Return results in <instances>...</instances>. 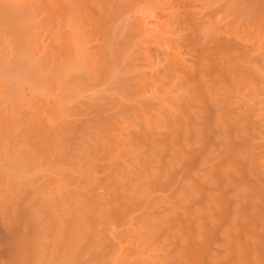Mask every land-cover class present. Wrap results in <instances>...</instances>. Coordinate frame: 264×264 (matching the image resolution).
I'll return each instance as SVG.
<instances>
[{"label": "bare ground", "instance_id": "obj_1", "mask_svg": "<svg viewBox=\"0 0 264 264\" xmlns=\"http://www.w3.org/2000/svg\"><path fill=\"white\" fill-rule=\"evenodd\" d=\"M33 1V0H32ZM36 1H37V3H36ZM35 1V3L34 2H31L30 0H0V42H1V44H2V42H3V40H5V44L7 45L8 44V46H6L4 43L2 44V45H4L3 47H7V50L6 49H4V50H1V48H0V51H2V52H0V151H2V152H4V153H2V154H4L5 155V157L3 158V160L4 159H7V161H4L5 163L3 164V163H1L0 164V168H2V171L4 170L3 169V167L5 168L6 167V165H7V167H8V169H7V167L5 168V170L3 171V173L4 172H6L5 174H3L2 173V171H1V169H0V186H2V188L0 189V218H1V223L2 224H4L5 226H3L4 228H5V230H6V233H7V235L4 237V239H2V241L0 240V245L2 246V248H3V250H2V252H3V256H0L1 257V259H2V257H4L5 259H4V261L5 262H3V261H1V259H0V261L4 264H107V261H108V259H109V261L111 262V260L113 261H116L115 259L119 256V255H122L123 253H124V251H125V249H126V251L125 252H129V253H127V255H128V257H126L125 256V254L126 253H124L123 255H122V257L123 256H125L126 258L124 259V260H126L127 258L128 259H130L131 258V255L132 254H134L135 255V257L133 258V256H132V258H133V260L134 259H137L139 256H138V253H140L139 251H140V247H138L136 244L138 243V242H136V241H142L141 240V237L143 238V241H144V239H145V241H144V243L146 242V243H148L149 241L148 240H150V238L152 239V243L154 242V240H156L155 241V243L154 244H150V245H152V247L155 245H158L159 246V244H160V242H161V244H163V243H165V241H166V239H167V233L170 235V239L171 240H169V238H168V242L169 243H171L170 241H172L173 242V244H171V245H169V246H167L166 248L168 249H166L167 251H173L174 249H176L175 251V254L173 253V255L172 254H170L171 252H168V254H170V255H168V256H171V257H173V258H171V257H166L165 259H166V261H169L170 259H171V261L170 262H168V264H172L173 262H174V264L176 263V264H194L193 262H192V260L193 259H195V258H197V257H195V256H193V253H194V255H195V252H192V250H190V249H196V246L198 245V246H200V248L201 247H204L206 244V242L204 243V240L205 239H207V236L205 237L204 235H206L205 233H206V231H204V229H203V227H205V229H207V228H209V227H212V225H214L213 227L214 228H217L216 227V225H218L217 223L219 222L218 220L216 221L217 223L216 224H214L215 222H214V220L212 221V225L210 226V224H211V219L213 218V219H219V218H221V216H218V215H222L223 216V214L225 213V208H224V205H223V203L224 202H226L228 199L230 200V201H232L231 199H236V200H234V205H235V201H236V206H234V205H232L231 206V208L233 209V208H235L236 207V209H233V210H235V212H233V210H230L231 211V215H230V218L228 219V218H226L227 219V221L229 222V224H228V227H229V225H230V223H231V226H230V228L227 230L226 228H228V227H223L222 229H223V235L222 234H220V236H222V237H224V240H223V238L222 237H220V238H222L221 240H223V241H221V243H223V245L221 246V248L223 247V249H221V248H219V247H216V249L217 250H220V251H222V250H224V247H225V249H228V253H227V250H226V253L224 252V255H223V252L222 253H220V251L219 252H217V253H215V254H217V256H215V254L214 253H212L213 254V256H212V254L211 255H208L209 257H210V260L209 259H206L207 260V262H208V264H226V262L225 261H227L228 262V260H230L229 261V264H245L246 263V261L248 260V261H252V264H264V261H261V260H264V255H261L262 257H260V258H258V254H260L259 252V249L261 250V248L262 247H264V240H257V236L258 237H260V236H264V235H261V234H264V229H262V228H264V227H261V226H264V224H260L261 222L262 223H264V217H262V215H264V213H262V212H264V209H262V208H264V207H262V206H264V200H262V199H264V196H262V198L261 199H258L257 197L259 196V194H260V197H261V195L262 194H264V193H262L261 191H264V189H262L261 187H262V184H264V179H261L260 177H262V176H264V175H261L260 176V174H259V172H264V170H262L260 167H261V165H264V163H262V161H261V159H260V161L258 160V159H256V160H258L260 163H257V161L255 160V158H256V156L257 155H254V153H255V151H257L256 149L255 150H253L252 149V147L250 148V147H248L249 149H251V151L253 150V152L251 153L249 150H248V148H246L247 149V151L250 153V154H253L254 155V157H253V155L251 156L250 154H248V152H246V153H244L243 151L244 150H246V149H244V150H242V149H238V151L240 150V152H242V154L240 155V152H239V154H238V152H235V153H233V152H231L232 154H231V156H232V158H233V156L235 155V158H237L236 160L237 161H239V157L240 156H242V157H240L241 158V162L239 161V163L237 162H231L230 161V159L233 161L234 159H232V158H230V149L232 148H230V149H227L226 147H224L225 145H224V143L226 144V146H230V145H228V143L229 142H231L232 140H230L231 139V135H229V137H230V139H228V140H226V141H223V143H222V141H221V143L223 144V146H222V144H221V148L222 149H224V150H230V151H227V152H229V154H227L226 153V155H229V157H228V159H226V163L225 164H227L226 165V167H225V165L223 164V162H222V164L224 165V167H223V165L221 164V162L220 161H222V160H220V159H223L224 161H225V158H227L226 157V155H222V151L221 150H219V151H215L216 153H217V155L216 156H212V155H214V154H212V153H215V152H213L212 151V153H211V158H215L214 160H216V157H217V159L219 158V162H220V164H219V162H218V160H216L217 162H216V164L214 163L215 161L213 160V159H211V158H209L210 159V161H208V159L206 160H204V162L205 161H207V162H209V163H211V161H212V163L211 164H213L214 166H213V169H215V168H217V169H220L219 167H218V165L217 164H219V165H222L221 166V169L219 170L220 172H219V174L222 172L221 170H223V168L225 169L224 171H225V173H226V176H225V178L227 179V175H229V174H232L233 173V170L235 169H239V168H241V171L240 170H236L235 172L237 173L236 174V176H235V172L230 176H228V180H227V182H226V180H224L225 178H223V180L225 181L224 182V184L226 185V188L228 189V187H229V189H231V190H234L235 189V193H236V195L234 196V191H233V194H232V191H231V195L233 196H230V195H228V197L230 196V197H232L231 199L230 198H228L227 197V194H225L224 196H226L227 197V199L225 200V198L223 197V192H225L224 190H226L227 191V189H224V185H223V183H221L222 184V186H219V188L221 187V189H224V190H222V192L220 191L221 189H219V188H217V190H216V185H217V187H218V182H216V181H218L219 180V182L221 181L220 179H217V177H219V175H218V173H216L217 172V169H215V170H213L211 167H210V165H208L209 166V168H211L212 170V172H215V173H213V175H214V179H212L213 178V175H212V172L209 170V168H206V169H208V170H206V169H204L205 171H202V172H204V173H202L203 174V176H198L200 179H199V183L200 182H204V183H201V185H209L210 186V184L211 185H213V186H210V187H213V188H215V190L216 191H218V192H215V191H213V192H215V193H217L218 194V196L222 193V196H219V197H217V195H215V196H213L214 195V193L212 192H210L211 194H213V195H211V196H213V197H211V196H207V194H205L204 192H202V191H200V189L198 190V191H200V193L197 195V191H196V187H198L197 185L195 186V182L194 183H192L193 182V180L191 181L190 179L188 180V179H186L185 178V180L184 181H181V185L179 186V189L182 187L183 189L180 191V190H178V191H174V193H177V195H176V197H175V195H174V197L172 196V198H175V199H173L174 200V202L173 201H170L171 200V198H170V200H169V203L167 202L168 200V198H165V200H164V198H162L163 199V201L164 202H167V204L165 203V204H163L164 202L163 201H161V199H159V201H156L155 202V200H154V202L155 203H152V202H150L151 200H153L152 198L153 197H151V199H150V196L149 195H151L152 194V189H151V191H150V189H149V187H151L152 186V182H148V181H150V179L152 180H154L155 181V179H157V177L156 176H158L159 177V175H157V174H161L160 175V177L161 176H163L161 179L163 180L164 178L166 179V180H161L160 179V177L158 178V180H156L155 182H156V184H157V181L158 182H160V183H162V182H164V181H166V182H168V180L169 179H167L168 177L170 178V175L171 174H169L168 175V173H169V171L170 172H172V170L171 169H173L174 168V170H175V167L177 166V165H179V161H182V160H184V158L182 157L183 156V154L181 153V152H179V151H181V148H183V147H186V150L184 149V151H187V147H189L188 148V150H190V144L191 143H194V145H196V138L197 137H195L194 139H193V137L191 138V142L189 141L190 140V137L189 138H187V137H185V136H190L191 134L189 133V131H190V129L188 128V127H190V125L187 123L188 121H189V123H190V121L191 122H193L192 124H191V127L192 128H195V127H197V128H199V127H201L200 125H197V123L198 122H200V121H198V120H201V116H202V114L201 113H198V112H200V110L199 109H201V108H199L198 106L200 105V103H199V105L198 106H196V108H195V110H197V108H199L198 110H197V113H198V115H199V118H197V113L195 112V110H190L189 108H193V106L196 104V100L197 99H194V97H197V96H192V92L193 91H191V87L193 86V83L195 82V81H197V80H193L194 82L192 83V82H190L189 83V81H187V82H185V79L188 77L186 74H187V72H189V71H193V69L195 70V68H196V70L195 71H193V72H189V73H195L196 71H200L198 74H199V76H197L196 74V76H194L195 78L197 77H200V78H198V80L200 79V81L202 82V84H205L206 86H208L207 84H213L212 83V81H211V83H210V74H207L209 77L207 78V75H205L207 72H205L204 70H208V68L205 66V63L206 64H208L209 62H211L210 60H212L211 58H212V56H214L215 57V53H216V50L215 49H213L215 52H213V54H211L212 53V51H211V53H210V45L213 43H215V42H212V41H216V46H217V44H218V38H217V40H215V38L217 37V35H218V33L220 32V31H222V32H220V34H219V39L220 40H224L225 42H229V43H231L232 41H235V42H237L238 44H239V42L241 41V43H242V45L243 44H245V43H243V40H245L244 42H246V40L248 41L247 43H249V41L252 39L253 40V43H252V45H254V43H258V46L257 47H259V49H260V51H259V49H258V51L259 52H261V55H264V11H261L260 10V8L262 7V3H260L261 1H259V0H248V2H247V0H242V1H244L246 4V7H245V9L243 8V3H241L240 2V0H235V2H236V4L235 5H238V3H239V8L241 7V8H243L242 10L243 11H241V9H240V11H239V8H235L234 6H233V8H231V9H226V8H230V7H232V6H230V3H229V6L230 7H227V5H226V7L225 8H223L224 9V11H223V14L225 15V13L228 15V16H230L231 17V15L230 14H234L236 17L234 18V17H232V19H234V20H230L231 18L229 17V23H230V21H231V23L233 22V24H229V25H232V30H231V26H229L228 27V29L227 30H229V33L231 32V36H230V34L226 31H224L228 36H230V39L231 38H236L237 40H231V42L230 41H228V39L226 38V34L224 35V33H223V29L221 30V29H219L218 27L215 29V31H214V29H213V31L210 29V27H209V29L212 31V33L210 34L209 32H206V30L204 31L203 29H205V28H203L201 31L202 32H204L203 34H204V38H206L207 40H205L204 42H203V45L204 46H202L201 45V48H203V50H204V55H202V56H200V58H201V60L199 59L198 60V62L199 63H197V60H196V62H194L195 64L193 65V67H190L189 69H188V65L185 67H183V61H180L178 58V62L180 61V62H182V63H180V64H183V65H179L176 61H177V59H176V61H175V64H177L178 65V67L180 66H182L180 69L177 67V65H174L175 67V69L178 71V69L180 70V72L178 71V74H177V72L175 71V70H173V72H175L176 73V77L177 76H180L181 77V80H182V84H181V80H179V78L180 77H177V81H175V82H179V85H180V87H182V89H180L181 91H183V89H185L184 91H185V93H187L188 92V96H187V98H185L186 100H185V103L188 105L185 109L187 110V108H188V110L186 111L184 108H181L184 112V114H182V115H180V114H176V112L174 111V110H178V109H172L173 111H171V113H167L168 115H169V117H167L166 119L168 120V121H165L164 120V118H162V120H164V125L165 124H167V125H165V126H167L166 127V129L167 130H165L164 129V125H163V129L165 130V132L163 131V129H161V124H163V123H160L158 120H159V115H157L158 114V111L157 112H155V110H157V108H158V110H159V107H160V105L162 106V104H163V98L161 99L160 97H159V95H158V97H159V99H160V101H159V103H157V101H156V99L157 100H159L158 99V97L156 96V99H155V97L154 96H152V101L153 100H155V101H153V102H156L157 104H158V106H157V104L156 103H154L153 104V102H145L144 100H143V103H142V101L140 102V100H142V99H140L139 100V98H141L140 96H139V93L141 94V92L142 91H144V89H143V86L144 85H142L141 84V80L140 79H142V75H141V73H140V71H139V69L137 70V72L136 71H131L130 69H137V68H135L136 67V64H135V62L136 61H138L137 59L134 61V60H130V62L129 61H127L126 60V57L128 58V60L129 59H132V58H129L131 55L129 54V52H128V50L129 49H132V47L130 48L129 47V45L127 44L128 43V40L126 41V40H124V41H121L120 39H119V41L121 42V43H123V45L121 44H119V42H117L118 40L116 39V38H119V37H121V35L118 37V35L119 34H124V33H126V30H128L129 28H131V27H129L130 25V23H132L131 22V18H130V14H129V12L130 11H132V10H128L129 12H126L125 13V16H123V18H122V21H121V14H120V12L122 11V12H124L125 10H127L126 8V6H129L130 8H132V6L131 5H135L136 6V4H132L131 2L133 1L134 3H135V1H136V3H137V1H139V3L141 4V2L140 1H142V4H143V0H128L130 3L129 4H126V3H128L127 2V0H36ZM123 1V2H122ZM145 1V0H144ZM152 1V0H151ZM207 1V0H206ZM213 1V3H214V0H212ZM211 1V2H212ZM219 1V0H218ZM220 1H222V0H220ZM226 1V0H225ZM256 1H259V2H256ZM262 1H264V0H262ZM120 2V4L119 5H123V3L125 4V6H124V8H123V6H122V8H121V6L119 7V5H118V3ZM145 2H147V0L145 1ZM145 2H144V4H145ZM192 2V1H191ZM234 2V1H233ZM238 2V3H237ZM115 3H117V4H115ZM139 3H137L138 5H140ZM176 3V2H175ZM259 3H260V5H259ZM191 4V3H190ZM259 5V6H256V5ZM116 5H117V7H116ZM184 5V4H183ZM240 5H242V6H240ZM185 6V5H184ZM261 6V7H260ZM134 7V6H133ZM137 7H139V6H137ZM189 7H191V6H189ZM118 8V9H117ZM136 8V7H135ZM134 8V9H135ZM257 8H259V10L260 11H258L257 10ZM122 9V10H121ZM191 9V8H190ZM206 9V8H205ZM262 9H264V7H262ZM120 12H119V11ZM124 10V11H123ZM188 10V9H187ZM226 10V11H225ZM117 11V13H118V15H119V17H120V21H114V23L113 22H111V26H109V22H107V21H105L104 23H106L105 24V27L107 28V29H109V27H110V30H107L109 33H106L107 31H103V24H102V22H103V18H105V17H109L110 18V16L112 15V16H114L115 15V12ZM191 11V10H190ZM225 12V13H224ZM132 13V12H131ZM229 13V14H228ZM114 14V15H113ZM124 14V13H123ZM129 14V16H127ZM181 14V13H180ZM117 15V14H116ZM115 15V16H116ZM118 15H117V17H118ZM191 15H193V14H191ZM41 16V17H40ZM226 16V15H225ZM227 16V17H228ZM37 17H40L41 18V20H38V18ZM119 17H118V19H119ZM125 17V18H124ZM226 17V18H227ZM39 18V19H40ZM129 18H130V20H129ZM246 18H248V19H246ZM250 18V19H249ZM117 19V20H118ZM173 19V18H172ZM177 19V18H176ZM228 19V18H227ZM104 20H106V19H104ZM138 20V19H137ZM111 21H112V18H111ZM172 21V20H171ZM175 21V20H174ZM227 21V20H226ZM86 22L89 26H87L88 28H90V29H87L86 30V25H83L84 23ZM117 22V23H116ZM121 22V23H120ZM134 22V21H133ZM197 22V21H196ZM187 23V22H186ZM209 23V22H208ZM121 24V25H120ZM184 24V23H183ZM220 24V23H219ZM228 24V23H227ZM119 25V26H118ZM169 25V24H168ZM194 25H196V24H194ZM215 25V24H214ZM128 26V27H127ZM132 27H134L133 26V24L131 25ZM185 26V25H184ZM199 26V25H198ZM223 26V25H222ZM222 26H221V28H222ZM122 27V28H121ZM124 27L126 28V30H124ZM136 27H138V25L136 26ZM204 27V26H203ZM206 27V26H205ZM220 27V26H219ZM38 28H41V30L38 32L37 31V29ZM57 28V29H56ZM118 28V29H117ZM121 28V29H120ZM128 28V29H127ZM184 28V27H183ZM200 28V27H199ZM211 28H212V25H211ZM213 28H214V26H213ZM55 29L57 30V32L55 31ZM208 28H207V31H210ZM218 29V30H217ZM135 30H137V28L135 29ZM220 30V31H219ZM225 30V29H224ZM43 31V32H42ZM54 31V32H53ZM117 31V32H116ZM122 31H123V33H122ZM125 31V32H124ZM130 30H128V32H129ZM134 31V30H133ZM178 31V30H177ZM234 31V32H233ZM42 33L45 37H43V36H41L40 34H38V38H36V35H37V33ZM127 32V33H128ZM143 32V31H142ZM233 32V33H232ZM49 33V34H48ZM129 33H131V31L129 32ZM133 33V32H132ZM163 33V32H162ZM166 33V32H165ZM222 33H223V35H222ZM191 34V33H190ZM193 34V33H192ZM202 34V33H201ZM202 34V35H203ZM214 34V35H213ZM217 34V35H216ZM39 35L42 37V38H45V39H49V37H51V39H49V41L48 42H51L49 45H47L46 47L48 48L49 47V54L50 55H48L47 53V51H46V54L45 55H47V56H50V59H48L47 58V56H45L44 55V58L46 57L47 59H48V63H47V65L45 64V63H40V66L38 65L39 63H37V62H35L34 60H35V54H38L37 52L36 53H33V52H35V51H37L36 49V47H37V45H39V43H40V38H39ZM50 35V36H49ZM100 35H102V37H101V41H102V39L104 38V40L102 41V42H100V43H98V45L96 46V48H95V43H97V41L94 43V42H92V43H94V47H93V44H91L88 40H90L89 39V37L91 36V40H96V38L95 37H98V36H100ZM130 36H132V34H129ZM129 35L127 36V34H125V36H124V38H126V36H127V38L126 39H130L129 40V44H131L132 43V39L129 37ZM134 35V34H133ZM166 35L167 34H165L164 36L166 37ZM216 35V36H215ZM92 36L95 38V39H92ZM215 36V37H214ZM224 36V37H223ZM227 36V37H228ZM48 37V38H47ZM134 37H136V36H134ZM165 37H163V38H165ZM182 37V36H181ZM180 37V38H181ZM195 37V36H194ZM193 37V38H194ZM222 39H221V38ZM255 37V38H254ZM41 38V45H44V44H42L43 42L45 43V41L43 40ZM190 38V37H189ZM203 38V39H204ZM214 38V39H213ZM227 39V41H226V39ZM256 39V42H254L255 40L254 39ZM36 39L39 41H36ZM122 39H123V37H122ZM166 39V38H165ZM182 39V38H181ZM180 39V40H181ZM229 39V40H230ZM98 40V39H97ZM134 40H135V38H134ZM163 40V39H162ZM201 40V39H200ZM258 40V41H257ZM8 41V43H6ZM100 41V40H99ZM98 41V42H99ZM126 41V42H125ZM150 41V40H149ZM161 41V40H160ZM164 41V40H163ZM169 41V40H168ZM177 41V40H176ZM206 41H208V43H206ZM218 41V42H217ZM36 42H38V43H36ZM47 42V43H48ZM115 42H117L116 44H115ZM125 42V43H124ZM135 42H138V41H135ZM182 42V41H181ZM185 42H186V40H185ZM190 42V41H189ZM210 42H212V43H210ZM252 42V41H251ZM251 42L249 43V45L251 44ZM90 43V44H89ZM139 43H141V41L139 42ZM145 43V42H144ZM183 43V42H182ZM187 43V42H186ZM190 43H192V42H190ZM199 43V42H198ZM220 44H218V46H220V45H222L221 43L222 42H219ZM228 43V44H229ZM233 43V42H232ZM232 43H231V45H232ZM241 43L239 44V45H241ZM37 44V45H36ZM128 45V46H124V45ZM137 44V43H136ZM177 44V43H176ZM193 44V43H192ZM205 44H207L206 46H205ZM226 44V43H225ZM236 44V43H235ZM235 44H233V45H235ZM238 44H236V46H234V48L236 47L237 49H238ZM36 45V47L34 48V46ZM50 45L51 46H53V47H50ZM89 45V46H88ZM90 45L93 47V48H95V50L96 51H99V52H96L95 50H93V48L91 47L90 48ZM116 45H118V48H117V50H114L116 47L115 46ZM185 45H187V44H185ZM189 45V44H188ZM247 45V44H246ZM246 45H243V47L244 46H246ZM249 45H247L246 47L248 48V46ZM252 45H250L251 46V48L253 47ZM1 46V45H0ZM99 46H100V49H99ZM135 46V45H134ZM183 46V45H182ZM194 46V45H193ZM218 46H217V48H218ZM223 46H224V44H223ZM221 47V48H218V51L219 52H217L216 54V60H218V58H219V60H220V62H218V61H216L215 60V62H218V64H220V63H222V65H223V67H225V68H228L227 70L225 69H223V67H222V65H221V67H222V69L224 70L223 72L225 73L226 71L227 72H230V74H228L227 72V77L229 76V75H232L231 77H230V79L228 78V80H231L232 79V81H233V83L234 84H232L233 86H235V88H236V91H235V93L234 92H231V91H234L235 90V88H234V90H231V88H233V86L232 87H230V88H228L229 90H227L226 91V88H227V86H226V81H225V83L223 84L222 82L220 83V84H222L223 86H224V88L225 89H223V87L222 86H220L219 87V83H216V84H218V86L216 87L215 86V88L216 89H213L212 90V88H214L212 85H210L209 86V88H211V89H208V91H206V89L204 88V86H201L202 84H200V86L203 88V90L205 89V91H206V93H204V95L205 94H208V93H210L209 95H210V97H212V95H213V92L215 93H220V97H219V99L221 98V99H225L226 97V99H229L230 100V102H232L234 99H237L238 100V97H239V95L240 94H242L241 96H243V93H244V91H240V89L241 90H243L242 89V86L243 87H245V85H251L252 83H250V82H248L247 80H249V79H247V78H245L246 76H244V74H247V73H249V75L251 76H249L250 78H252V76H253V78H255L256 79V77L257 76H259V77H261L260 76V74H261V72H257V68H256V66L255 65H257V66H259V67H264V64H261L259 61H261L262 63H264V59H262V56H261V60H257V57L258 56H260V55H256L255 56V52L254 51H256L257 49L255 48V50L254 51H252V50H250L251 51V53L253 54V52H254V54H253V56L255 57V59H254V57H253V59H254V62H253V59H250V57L252 56H249L250 54H248V56H249V58H248V56H247V53H250V51L248 50V49H251L250 47L247 49V51L248 52H246V48H243L244 50V52H245V54H242V55H245L244 57L243 56H241V54H240V56L242 57V58H244V59H242V58H240L239 57V54H234V53H236V52H234V53H231V52H233L234 50H232V48L230 47V50H232L230 53L228 52H226V53H221L223 50H222V48H224V50H225V48H227V46L226 47ZM5 47V48H6ZM42 47H44V48H42V50H46V48H45V45L44 46H42ZM160 47V46H159ZM190 47H192V46H190ZM229 47V46H228ZM33 48L35 49L34 51H33ZM40 48V47H39ZM136 48V47H135ZM140 48V47H139ZM161 48V47H160ZM175 48V47H174ZM183 48V47H182ZM187 48V47H186ZM193 48V47H192ZM195 48V47H194ZM199 48H200V46H199ZM214 48H215V46H214ZM233 48V49H234ZM3 49V48H2ZM141 49V48H140ZM173 49V48H172ZM185 49V48H184ZM190 49V48H189ZM188 49V50H189ZM197 49V48H196ZM228 50H229V48H227ZM237 49H235L236 51H237ZM6 50V51H5ZM45 50H44V53H45ZM92 50L94 51V53H95V55L93 54V52H92ZM136 50V49H135ZM142 50V49H141ZM187 50V51H188ZM191 50H193V49H191ZM198 50V49H197ZM201 50V49H200ZM222 50V51H221ZM227 50V51H228ZM239 50H241V48L239 47ZM3 51L5 52V53H3ZM173 51V50H172ZM190 51V50H189ZM202 51V50H201ZM258 51H256V52H258ZM43 52V51H42ZM128 52V53H127ZM141 52V51H140ZM156 52H157V49H156ZM177 52V51H176ZM175 52V53H176ZM179 52V51H178ZM184 52V51H183ZM223 52H225V51H223ZM244 52H240V53H244ZM40 53V52H39ZM43 53V54H44ZM92 54V56H93V58H97V59H93L94 61H96L97 60V62L95 63L93 60H91L90 59V56H91V54ZM141 53H143V52H141ZM219 53V54H218ZM237 53H239L238 51H237ZM34 54V55H33ZM127 54V55H126ZM130 56H129V55ZM172 54V53H171ZM177 54V53H176ZM185 54V53H184ZM189 54H193V51H192V53L190 52ZM158 55V54H157ZM210 55H211V57H210ZM237 55H238V57H237ZM32 56H34L33 58H32ZM91 56V57H92ZM132 56H134V55H132ZM145 56V55H144ZM159 56V55H158ZM180 56V55H179ZM186 56V55H185ZM194 56V55H193ZM43 57V56H42ZM41 57V58H42ZM157 57V56H156ZM167 57H168V55H167ZM172 57H177V56H175V54H173V56ZM191 57V56H190ZM245 57H246V59H245ZM40 58V57H39ZM45 58V59H46ZM174 58V59H175ZM252 58V57H251ZM260 58V57H259ZM34 59V60H33ZM45 59H43L44 61H42V62H47ZM192 59V58H191ZM195 59V58H194ZM198 59V58H197ZM210 59V60H209ZM36 60H38V59H36ZM90 60V61H89ZM140 60H142L141 58H140ZM146 61H147V59H145ZM209 60V61H208ZM214 60V59H213ZM243 60H248L247 62H244ZM249 60H250V62H249ZM252 60V61H251ZM92 61L95 63V65L92 63ZM143 61V60H142ZM167 61V60H166ZM174 61V60H173ZM186 61V60H185ZM206 61H208V63L206 62ZM255 61H257L258 63H260L261 65H259L258 63L257 64H253V63H256ZM39 62V61H38ZM91 62V63H90ZM127 62H129L128 64H127ZM134 62V64H135V66H134V64H133V66H134V68H133V66H132V63ZM148 62H149V60H148ZM168 62V61H167ZM187 62V61H186ZM253 62V63H252ZM160 63V62H159ZM214 63V62H213ZM248 63H250V64H248ZM41 64H43V65H46V68L48 69H46L47 71H45V69L43 70V67L45 68V66H43V65H41ZM94 65V66H92V65ZM130 64H131V66H130ZM143 64V63H142ZM248 64V65H247ZM127 65H128V67L130 66L131 68L130 69H127L128 67H127ZM209 65L211 66V64L209 63ZM242 65H247V66H249V65H254L253 66V68L254 69H250V66L249 67H247V66H245V67H247L246 69H245V67L243 68V66ZM41 66H43V67H41ZM119 66V67H118ZM121 66H123V68H124V66H126L124 69L122 68V70L120 69L121 68ZM140 66V65H139ZM150 66V65H149ZM171 66H172V64H171ZM196 66V67H195ZM205 66V67H204ZM208 66V65H207ZM118 67V72L121 70V72L123 71V73H121L120 72V74L118 73V72H115ZM141 67H143V65L141 66ZM147 67V66H146ZM220 67V68H221ZM258 67V69H260ZM193 68V69H192ZM219 68V69H220ZM243 70H242V69ZM252 68V67H251ZM125 69H127V71L125 70ZM214 69V68H213ZM230 69V71H228ZM250 69V70H249ZM262 69H264V68H261V70H259V71H262ZM44 72V73H42V71ZM143 70H144V68H143ZM169 70V69H168ZM246 70V71H245ZM125 71H126V73H125ZM129 71H131V72H136V74L138 73V71H139V74L141 75L140 76V78H139V74L137 75L138 76V78H136L135 79V81H132L133 79V77L132 78H129L130 76H133V75H127V73L129 72ZM171 72H172V70H170ZM244 71V72H243ZM47 72V73H46ZM158 72V71H157ZM169 72V71H168ZM205 72V73H204ZM211 72V71H210ZM242 72H243V75H242ZM255 72H257V73H255ZM46 73V75H44ZM116 73H117V75L119 76H117L116 75ZM125 73V74H124ZM130 73V72H129ZM133 73H131V74H133ZM143 73V72H142ZM165 73V72H164ZM163 73V74H164ZM175 73H173V75L175 74ZM188 73V74H189ZM197 73V72H196ZM209 73V72H208ZM221 73V72H220ZM260 73V74H259ZM124 76H123V75ZM136 74H135V77H137L136 76ZM162 74V75H163ZM255 74V75H254ZM257 74V75H256ZM9 75V76H8ZM14 78V75H16V78H14L13 80H15V79H17V81L15 82V85H16V83L19 81V79L18 78H20V79H22V80H20V81H30L31 83H33L34 84V86L36 87V88H34V86H33V84H30V85H32L31 87H33V89H35L34 90V92H37V93H39L40 94V92H45L44 94H46L47 92L45 91V90H43V89H46V88H48V86H49V84H52V80H54V79H56V81H54V83L56 84L57 83V81H58V84L59 85H61L60 83L61 82H63V80L65 81V82H63V84H65V86L66 87H64L63 88V86L64 85H62V86H59L58 84H57V86H59L58 88H60L61 87V91H62V95L60 94L61 93V91L59 92V97H60V101L61 100H63L61 97L63 96V98H64V100H65V98H66V100L64 101L65 103H66V101H68V100H73V99H75V98H77L76 96H78L77 94H76V96H74L73 95V93H72V91L74 92V94L75 93H77L78 91H80V92H84L83 90H85V92H86V89H92L93 87H94V85H92V83H93V81H94V83H95V86H97V85H100V82H99V78L102 80V82H101V84L103 83V81H105V79L104 78H109V79H111V80H109L108 79V81L106 80V82L108 83V85H109V83H110V81H114L115 82V84L117 85V86H114L115 84H114V82H112L113 83V85L111 86V88H109V89H112L113 88V86L115 87V89L113 88L112 90H115L117 93H119V94H116L114 91V95H117V97H118V99H116V98H114L113 97V94L110 96H108L109 97V100H107V101H109V103L108 102H104V103H102L101 101L103 100V99H108L107 98V96L105 97V96H103V97H100V95H98V97H100L102 100L101 101H99V99H98V97L96 98V99H98V101L97 100H95V97L97 96L96 94H95V97H94V95H92L93 96V98L92 99H94V100H92V101H94V103L91 101V103H93V105L91 104V106H90V103H88V105H86V103H85V105L83 106L80 102V104H81V106H83V107H85L86 106V109L84 110L82 107H80V104H78V101H77V103H74L72 100L71 101H69V102H67L66 103V106L64 107L63 106V108H62V106H59V103H61L60 101H58L59 103H57L58 104V107L57 108H55V106L53 107V108H55L54 110H51L50 109V106H49V104L48 105H44L43 107L46 109H44V108H42V107H40V108H38V107H36V105H33L34 107H36L37 109H38V111H36L35 109V111L32 109V108H34V107H32V105H30V103H32L31 102V98H29L30 100L29 101H25V100H23L24 99V97L25 96H23V92H18V90L19 91H21L22 90V87H21V85L23 84H21V82L19 81L17 84L20 86V88H21V90L20 89H18L19 88V86H18V88L16 87V86H11V83H10V86L12 87V91L14 92V96H13V93H12V99L10 98V100H9V97H7V96H10L11 95V87L9 88V90L7 91V93H8V95L6 94V90L8 89L7 87L9 86V83H8V86L6 87V85H5V81L4 80H6L8 77H10L11 78V76ZM122 75V76H121ZM155 75H158V74H155ZM172 75V74H171ZM192 75V74H191ZM191 75H190V77H188V78H191ZM217 75V74H216ZM221 75V74H220ZM5 76H8L7 78H5ZM117 76V77H116ZM145 76V75H144ZM163 76H166V75H163ZM187 76V77H186ZM248 76V75H247ZM255 76V77H254ZM18 77V78H17ZM95 77H97V80H95ZM134 77V78H135ZM155 77V76H154ZM154 77H153V80L151 81V82H153V83H151V84H154V90L156 91L155 92V94L157 93V90H159L160 91V89H157L156 90V88H155V86H157L160 82L162 83L163 81H161V80H159V75L157 76V78L156 79H154ZM215 77V76H214ZM217 77H218V75H217ZM220 77V76H219ZM103 78V79H102ZM145 78V77H144ZM147 78V77H146ZM164 78V77H163ZM167 78V77H166ZM173 78V77H172ZM223 78V77H222ZM251 79V81L253 80V82H255V86H251L253 89H254V87H256V86H258V88L260 87L259 85H262L261 87H260V89H262L261 91H262V94H264V88H262V87H264V84H262V83H264V80H262V78H261V80H262V82L261 83H257L256 81H257V79H256V81H255V79ZM9 79V78H8ZM7 79V80H8ZM174 80L176 79L175 78V76H174V78H173ZM191 79H194V78H191ZM209 79V80H208ZM220 79H221V77H220ZM219 79V80H220ZM12 79L10 80V81H13ZM62 80V81H61ZM140 80V81H139ZM143 81H146L145 79H142ZM170 81L172 80L171 78L169 79ZM173 80V81H174ZM187 80V79H186ZM212 80V79H211ZM1 81L3 82V83H1ZM60 81V82H59ZM95 81H97V82H99V84L98 83H96ZM130 81H132V82H130ZM165 81V80H164ZM166 81H168V80H166ZM173 81H171L172 83H174ZM200 81H197V83H199ZM215 81H218V80H215ZM232 81H231V83H232ZM250 81V80H249ZM14 82V81H13ZM27 82V83H28ZM29 82V83H30ZM51 82V83H50ZM105 82V84H107ZM169 82V81H168ZM171 82H170V86L172 85L171 84ZM204 82V83H203ZM213 82H214V80H213ZM219 82V81H218ZM230 82V81H229ZM248 82V83H247ZM259 82V81H258ZM53 83V85H55ZM112 83H110V84H112ZM146 83H149L148 81H146ZM146 83L144 82V84L146 85ZM215 83V82H214ZM250 83V84H249ZM24 84H26V83H24ZM23 84V85H24ZM151 84H150V86H151ZM164 84V83H163ZM163 84H161V86H163ZM190 84H192V86L190 85ZM196 84V83H195ZM194 84V85H195ZM252 84V85H253ZM259 84V85H258ZM3 85H5L4 87L6 88V90H5V92L4 91H1V90H4V89H2V87H3ZM13 85H14V83H13ZM29 85V84H28ZM29 85V86H30ZM52 85V86H53ZM93 86V87H89L88 88V86ZM103 85H104V83H103ZM141 85H142V87H141ZM174 85V84H173ZM171 86V89L173 90L174 88H175V86ZM197 85V84H196ZM195 85V86H196ZM199 85V84H198ZM110 86V85H109ZM159 87H160V84L158 85ZM157 86V87H158ZM195 86H193V88H196ZM229 86H231V85H229ZM228 86V87H229ZM14 87H16L14 90H13V88ZM49 87H51V86H49ZM108 87V86H107ZM116 87H118L117 89H116ZM147 87V86H146ZM149 87V86H148ZM169 87V86H168ZM174 87V88H173ZM178 87V86H177ZM51 88H53V87H51ZM50 88V93H51V91L53 90V89H51ZM106 88V87H105ZM139 88H141L142 89V91H139V92H137L138 93V95H137V93H136V90L137 89H139ZM162 88V87H161ZM246 89H247V86L245 87ZM249 88L250 87H248V90H249ZM252 88H251V92L250 93H253V96H254V92H256V90L254 91V90H252ZM258 88L256 87V89H257V91H258ZM18 89V90H17ZM39 89H42L41 91L39 90ZM64 89V90H63ZM69 90V96H67L68 94H67V91ZM101 89V88H100ZM108 89V90H109ZM140 89V90H141ZM151 89V88H150ZM166 89V88H165ZM168 89V88H167ZM170 89V88H169ZM178 89V88H177ZM218 89V90H217ZM37 90V91H36ZM38 90L40 91V92H38ZM67 90V91H66ZM71 90V91H70ZM104 90V89H103ZM107 90V89H106ZM111 90V91H112ZM212 90V91H211ZM215 90H217V91H215ZM231 90V91H230ZM245 90V89H244ZM248 90H246V91H248ZM64 91V92H63ZM76 91V92H75ZM99 91V90H98ZM145 91H147V89L145 90ZM165 91V90H164ZM204 91V92H205ZM253 91V92H252ZM4 92V93H3ZM10 92V93H9ZM70 92H71V95H73V96H70ZM166 92V91H165ZM170 92H172V91H170ZM169 92V93H170ZM180 92V91H179ZM240 92V93H239ZM258 92H260V90L258 91ZM49 92H48V94H50ZM89 93V92H88ZM95 93V92H94ZM159 93V92H158ZM181 93V92H180ZM221 93H223L222 95L223 96H221ZM232 94L233 96H235L234 98L232 97L231 98V96H230V94ZM249 93V92H248ZM43 94V93H42ZM43 94V95H44ZM64 94L66 95V97L64 96ZM79 94V93H78ZM93 94V93H92ZM97 94H99L98 92H97ZM102 94H104V93H102ZM102 94H101V96H102ZM109 94H111V92L109 93ZM142 94H144V92H142ZM153 94H154V92H153ZM179 94V93H178ZM178 94H176L175 96H174V101L173 102H175L176 101V98L178 97V96H180V94L178 95ZM181 94H183V95H185L184 94V92L183 93H181ZM199 94H200V92H199ZM203 94V93H202ZM227 94H229V95H227ZM237 94H238V97H237ZM246 93H244V96L243 97H241V99L243 100L244 99V97L246 96V95H248V94H246ZM261 94V93H260ZM260 94L258 95V96H260ZM261 94V95H262ZM47 95V94H46ZM61 95V96H60ZM80 95V94H79ZM119 95V96H118ZM137 95V96H136ZM162 95V94H161ZM194 95H195V93H194ZM201 95V94H200ZM226 97H225V96ZM250 95V94H249ZM252 95V94H251ZM248 96V97H246V98H248V101L247 102H249L250 100H251V102L253 101V96ZM21 96H23V97H21ZM90 96V95H89ZM139 96V97H138ZM169 96V95H168ZM199 96V95H198ZM203 96V95H202ZM214 96V100H213V102L212 103H217L218 101L216 100L217 98H218V95H213ZM216 96V97H215ZM230 96V98H228ZM258 96L256 97V95H255V97H256V99L258 100ZM68 97V98H67ZM71 99H70V98ZM110 97H112V98H114L115 99V102L114 101H111L112 100V98L110 99ZM201 97V96H200ZM204 97H206V96H204ZM208 97V96H207ZM209 97V98H210ZM249 97H252V98H250V100H249ZM255 97H254V100H256L255 99ZM79 98V97H78ZM134 98H138V100H139V102L140 103H142L143 105L142 106H140V108H138V109H134V108H137V107H139V105L140 104H137L138 106H136V107H134L135 106V102H136V100H134ZM149 99V98H148ZM168 99V98H167ZM172 99V98H171ZM171 99H170V103H172L171 102ZM178 99H180V98H178ZM201 99V98H200ZM211 99H213V97L211 98ZM220 99V100H221ZM28 100V99H27ZM59 100V99H58ZM80 100V99H79ZM116 100H118V101H116ZM137 100V101H138ZM181 100H182V97H181ZM216 100V101H215ZM229 100H227V102H228V104H227V102L224 100V104L223 105H221L220 103H218V104H220V106H223V108H222V112L223 111H225L226 109H225V106L226 105H228L227 106V109H228V107H229ZM233 101V103L235 104L236 102H238V104H236L237 105V107L236 108H238V106L241 104V102H240V97H239V100L238 101ZM257 100L255 101V103H254V106H253V103H251V102H249V103H251L252 105H249V103H246L245 102V99H244V102L242 101V103H244V106H243V108L246 106H248L249 105V107L251 106V109L250 108H246V114H243L244 112H245V108L244 109H242L240 106H239V110H243V112L241 111H238L237 109L235 110V111H237V112H233V108L232 107H234L235 108V105L234 104H230V106H232V107H229V108H232L231 110L232 111H230V112H233V113H239V117L243 114V116L245 117V115H247L248 113V115L249 116H251L250 118H252L253 117V114H254V116L256 117L257 115H258V112H255V111H257L258 110V107L257 106H261V105H259L260 103L259 102H257ZM4 101H6V102H8V106L10 105V110H8V107H7V105H6V103L4 102ZM33 101H34V99H33ZM106 101V100H105ZM164 101H166V99H164ZM198 101V100H197ZM212 101V100H211ZM222 101V100H221ZM9 102H10V104H9ZM134 102V103H133ZM169 102V100H167V103ZM178 103L177 104H175V106L176 105H178L179 104V102L180 101H177ZM207 102V101H206ZM240 102V103H239ZM256 102L258 103V104H256ZM262 103H264V100H262L261 101ZM2 103H5V104H2ZM35 103V102H34ZM64 103V104H65ZM69 103V104H68ZM71 103H73V105L71 104ZM83 103V102H82ZM115 103V104H114ZM167 103L166 102H164V104H163V107L165 106V105H167ZM176 103V102H175ZM195 103V104H194ZM2 104V105H1ZM36 104H38L37 102H36ZM40 104V103H39ZM74 104H78L76 107L74 106ZM106 104H107V106H108V108L109 107H111V106H113L110 110H109V115H108V108L106 107ZM131 104H133L132 106H133V108L130 106ZM181 104V103H180ZM186 104H184L185 106H186ZM194 104V105H193ZM215 104H214V106H215ZM226 104V105H225ZM248 104V105H247ZM4 105H6L4 108L6 109V107H7V109H6V111L4 110V108H2L1 106H4ZM41 105V104H40ZM61 105V104H60ZM69 105H71L69 108L67 107V106H69ZM191 105H193L192 107H191ZM197 105V104H196ZM204 105V104H203ZM203 105H202V107H203ZM225 105V106H224ZM234 105V106H233ZM255 105H257V106H255ZM39 106V105H38ZM47 106V107H46ZM57 106V105H56ZM75 107L76 109H77V107H80L81 109L80 110H78V111H80V112H78V113H81V112H83V113H85V114H82L81 113V116L80 117H84V116H86L85 118H87V116L89 115L88 113L90 112V114H92L90 117H91V119L89 118V116H88V118H89V120H88V118H87V121H85V123L83 122L84 120H85V118H81L82 119V121H81V123L80 122H78V119H77V117L76 116H79L78 115V113H77V110L76 109H73L72 111H70L71 110V107ZM155 106V107H154ZM180 106V105H179ZM178 106V107H179ZM190 106V107H189ZM205 106V105H204ZM48 107H49V109H48ZM68 109H67V108ZM104 107H106L107 108V110L104 108ZM157 107V108H156ZM169 107V106H168ZM216 107H217V104H216ZM219 107V106H218ZM252 107L254 108V113L252 112ZM255 107H256V109H255ZM25 108V112H27V110H28V112H27V114H25V112L23 111V109ZM66 108V109H65ZM90 108V110L88 111V109ZM97 110V113L100 111V113H98V114H101L102 112H104V113H102V116L101 115H97V113H96V111H95V109ZM133 110H132V109ZM162 108V107H161ZM193 108V109H194ZM221 108H220V110H221ZM3 109V110H2ZM30 109H32V110H30ZM83 109V110H82ZM91 109H93L95 112H94V115H93V110L91 111ZM107 111H105V110ZM163 109V108H162ZM166 109V108H165ZM248 109H250L251 110V112H250V110H248ZM21 110L24 112V114H23V112H21ZM74 110H76V111H74ZM82 110V111H81ZM101 110H102V112H101ZM171 110V109H170ZM218 110V109H217ZM216 110V111H217ZM218 111L219 113L221 112V111ZM230 110V109H229ZM29 111H30V113H29ZM31 111H32V113H31ZM34 111V112H33ZM69 111L70 112H72V113H74L72 116L73 117H75L76 119H77V122H76V120L75 121H72V122H74V123H68V121L65 123L64 121H66V120H64V119H66V117L68 116V117H70L71 116V113L69 114ZM74 111V112H73ZM162 111V110H161ZM179 111H180V107H179ZM186 111V112H185ZM247 111H249V112H247ZM20 112H21V114H23V116H25L24 118H19L18 117V115L19 116H21L20 115ZM130 112V113H129ZM132 112V113H131ZM174 113V115H173V113ZM229 111H227V113L229 114L230 113ZM106 113H107V116H110V114H111V116L110 117H105L106 116ZM157 113V114H156ZM179 113V112H178ZM181 113H182V111H181ZM224 113V112H223ZM233 113L231 114L232 116H235V115H233ZM242 113V114H241ZM250 113H252V115H250ZM255 113L257 114V115H255ZM103 114H105V115H103ZM129 114L131 115L132 114V116H134V118L133 119H135V120H133L132 118H130L129 117V119H131V120H129V119H127L128 117L127 116H129ZM155 114V115H154ZM160 114V113H159ZM201 114V115H200ZM221 114V113H220ZM260 114V113H259ZM262 114H264V113H262ZM70 115V116H69ZM96 115V117H93V116H95ZM147 115H149V117L150 116H154V117H148V119H147ZM172 115V116H171ZM176 115H178V116H176ZM204 115H205V113H204ZM217 115V114H216ZM225 114H222V116H224ZM231 115L229 114V115H225V116H228L229 118H226L225 116L224 117H222L221 115H217V117L218 116H221L222 118H224V119H220V118H215L216 119V121H218V120H220V122H222V124H223V122H224V120L226 121V123L228 122V121H230V122H228V124H229V126H234L235 125V127L237 126L238 128L242 125V122L244 121V120H241L240 122H239V118L237 117H234V118H236V119H234V118H232L231 117ZM247 115V116H248ZM22 116V117H23ZM66 116V117H65ZM155 116H156V119L158 118V120H155L154 118H155ZM158 116V117H157ZM171 116V117H170ZM174 116V117H173ZM215 116V115H214ZM237 116V115H236ZM259 116V115H258ZM62 117H64L63 118V120H61V125L60 124H58V122L56 121V120H60L59 118H62ZM93 117V118H92ZM97 117H99V118H97ZM100 117H102V118H104V119H102V118H100ZM161 117V116H160ZM187 117H189V118H187ZM231 117V118H230ZM243 117V118H244ZM58 118V119H57ZM79 118V117H78ZM192 118V119H191ZM227 120H226V119ZM241 118V117H240ZM246 118L247 117H245L244 119H245V121L244 122H246L247 123V120H248V123L250 122L249 120H251V119H249V117H248V119L246 120ZM254 118V117H253ZM260 118H261V116H260ZM259 118V119H260ZM21 119V120H20ZM22 119H23V121H22ZM71 119V118H70ZM72 119H74V118H72ZM139 119V121L141 120V119H143V121H144V123L146 122V128H145V130L143 129V131H146L147 130V123H148V126H149V128L151 129V132H150V129L148 130V132H142L141 130V133H140V131H137L136 133L134 132H132L133 134H138L139 133V135L138 136H135V138H134V136H131L132 137V139H133V141L135 140V142H133V141H131L132 139H127V140H129V142L130 143H132V144H130L129 142L127 143V140L126 139H124L125 141L124 142H121V141H123V139H121V137L117 134V136H119L120 138H116V133H114V132H116L117 131V133H121L122 131L121 130H123V129H125L128 125H130V126H128V127H131V124H130V121H132V122H136L137 123V120ZM153 119H154V121H153ZM187 119V120H186ZM189 119V120H188ZM196 119H197V121H196ZM210 119V118H209ZM257 119V120H256ZM253 120V119H252ZM251 120V121H252ZM63 121V122H62ZM71 121V120H70ZM129 121V122H128ZM143 121H141V122H143ZM160 121H161V119H160ZM256 121V124L255 123H253L252 122V125L254 124L255 126H256V128H257V121H259V122H262V121H264V117H262V120H258V117L257 118H255V120H254V122ZM161 122H163V121H161ZM197 122V123H196ZM215 122V121H214ZM258 122V123H259ZM128 123V124H127ZM136 123H133V124H135V126H136ZM217 123H219V122H217ZM217 123H215V124H217ZM225 123V122H224ZM231 123H233V124H231ZM235 123V124H234ZM237 123V124H236ZM238 123L239 124H241V125H239L238 126ZM246 123H244L243 124V128H242V126H241V128L243 129H241V130H237V129H235V131L236 132H238V133H236V132H234V133H236V136H235V134H234V136H235V140H237L239 137H240V133H239V131H241V133H242V131H244V130H246L247 129V126H246ZM123 124H125L126 126H125V128H123L124 127V125ZM196 126H195V125ZM203 124V123H202ZM206 124V123H205ZM209 124V123H208ZM221 123H219V124H217L216 126H218V125H222ZM231 124V125H230ZM251 124V123H250ZM262 124H264V122H262V123H260L259 125L262 127V126H264V125H262ZM194 125V126H193ZM226 125L227 124H223V126H224V128H222V127H220V129H221V132L223 131V130H225L226 129ZM199 126V127H198ZM203 126V125H202ZM215 126V125H214ZM227 127L228 128V130H229V128L230 127ZM123 129H122V128ZM236 127V128H237ZM246 127V128H245ZM132 128H133V126H132ZM131 128V129H132ZM135 128V127H134ZM188 128V129H187ZM197 128H195V130L197 129ZM217 128H219V127H217ZM234 128V127H233ZM255 128V129H256ZM119 129H120V131H119ZM254 129V130H255ZM175 130H178V131H175ZM187 130H189L188 131V135H187ZM197 130H199V129H197ZM217 130V129H216ZM219 130V129H218ZM228 130L226 131V134H228L227 132H228ZM231 130H232V128H231ZM248 130V129H247ZM252 130V129H251ZM130 131H132V130H130ZM164 133H163V132ZM180 131H182V133H181V135L179 134V136H181V139H182V134L184 135V137H183V139L185 140V138H186V140L184 141V140H182L181 141V139L180 140H178V138L176 139V137H178L177 135L178 134H176L177 132H179L180 133ZM202 132V130H199V132ZM220 131V130H219ZM224 131V132H225ZM124 132V131H123ZM122 132V133H123ZM163 134H162V133ZM191 132H192V130H191ZM193 132H194V129H193ZM197 132V133H196ZM195 132V135L194 136H200L198 133V131H196ZM203 132H204V130H203ZM223 132V133H224ZM247 132V131H246ZM249 132V131H248ZM186 133V134H185ZM132 134V135H133ZM175 134H176V136H175ZM190 134V135H189ZM194 134V133H193ZM225 133H224V135H226ZM243 134L244 135H246V137H247V133H244L243 132ZM242 134V135H243ZM128 135V134H127ZM131 135V134H130ZM241 136V138H239L238 140H243V137H245V136ZM175 136V139L176 140H178L177 142H179V143H176V145H174V143L176 142V140H175V142H174V137ZM202 136V135H201ZM220 136V135H219ZM221 136H222V134H221ZM237 136H239V137H237ZM130 137V136H129ZM161 137V138H160ZM204 137V136H203ZM201 138V137H200ZM218 139H220V140H224L225 138H228V135H226V136H222L221 138L220 137H217ZM234 138V137H233ZM237 138V139H236ZM117 139H118V141H117ZM119 139L121 140L120 142H119ZM163 139L164 140H166V142H164L163 141ZM172 139H173V141H172ZM160 140H162V141H160ZM237 140V141H238ZM245 140V139H244ZM137 141H139L138 142V144H140V142H141V144L143 143V145L144 144H146V146L148 145V149L150 150L149 152L147 151V152H144L143 154H144V157L145 158H147L145 161H144V159H143V156H142V159H143V161H142V159H141V161H140V155H138L137 157H136V159L138 160V158H139V165L138 166H136L137 164H138V162H135V163H132V161L130 162V160H127V159H125V157H127V156H129L130 154H131V152H134L135 153V151H138V149H136L135 150V147L133 146V144L134 143H137ZM168 141V142H167ZM197 141H198V138H197ZM199 141H200V139H199ZM229 141V142H228ZM146 142V143H145ZM164 144L163 146H162V143ZM171 142V143H170ZM182 142V143H181ZM227 142V143H226ZM180 143L183 145L182 147L181 146H178V144L180 145ZM198 143V145L200 144L199 142H197ZM169 144V146H171L170 144H172V148L170 147V149H168L169 147L167 146ZM230 144V143H229ZM241 144V143H240ZM239 144V145H240ZM143 145H140V147H139V145H137V147L136 148H138L139 147V150L143 147V148H146V147H144ZM192 145V144H191ZM193 145V146H194ZM197 145V146H198ZM245 145H246V143H245ZM110 146H112L113 148L115 147V149H113V151L111 150V152H112V155L110 154L111 152H110ZM142 146V147H141ZM165 146V147H164ZM197 146H195L196 148H198L199 149V147H197ZM220 146V145H219ZM134 147V148H133ZM164 147V148H163ZM167 147V148H166ZM194 147V148H195ZM224 147V148H223ZM245 146H243V148H244ZM12 148H17L16 149V151L14 150V149H12ZM202 148V147H201ZM220 148V149H221ZM10 149V150H9ZM167 149V151H168V156L165 158L166 160H167V158H168V162L164 159V161L165 162H161L162 161V155L163 154H165V153H163L165 150ZM234 149V148H233ZM10 152H9V151ZM15 151L14 152V156H12L13 155V151ZM18 150V151H17ZM117 150L118 152H115V151ZM135 150V151H134ZM142 150V149H141ZM144 150V149H143ZM145 150H147V148L145 149ZM207 150V149H206ZM223 150V151H224ZM166 151V152H167ZM179 153H178V152ZM190 151H192V150H190ZM237 151V150H236ZM115 152V153H114ZM162 152V153H161ZM171 154H170V153ZM211 152V151H210ZM220 152V153H219ZM222 152V153H221ZM225 152V151H224ZM6 153V154H5ZM8 153V154H7ZM10 153H12L11 154V156L12 157H14L13 159H11L10 160ZM146 153H148V156L146 155ZM215 153V154H216ZM1 154V152H0V155H2ZM114 154V155H113ZM162 154V155H161ZM179 154H181V155H179ZM4 155H2V156H4ZM134 155V154H133ZM136 155V154H135ZM134 155V156H135ZM169 155H170V157H169ZM179 155V156H178ZM220 155V156H219ZM222 155V156H221ZM2 156H0V157H2ZM7 156H9L8 158H7ZM102 157V159H101V157ZM131 157H129V158H131L132 159V154L130 155ZM164 156V155H163ZM180 156H181V160H179V158H180ZM219 156V157H218ZM223 156H225V157H223ZM237 156V157H236ZM159 157H161V158H159ZM209 157V156H208ZM207 157V158H208ZM221 157H223V158H221ZM252 157V158H251ZM98 158V159H97ZM104 158L108 161V163L111 161H113L112 163L113 164H115L116 166H117V163H119V164H121L123 161H120L119 159H121V160H123V158L126 160V162L124 161L122 164H123V166H124V168H123V166L122 165H119L118 164V166H120V167H118V168H120V169H125V171H123V173L125 172V174H126V172H127V176L126 177H128V178H124V176H122V174H120L124 179H121L120 180V182L122 181V180H128V183L126 182V181H123L124 183L122 184V182L120 183L119 181H118V179L120 178H118L117 176H119L118 174L116 175V170H118V171H120L119 169H116L117 167L114 165V167H115V169L114 170H110V169H112L111 167H112V165L113 164H111V165H109V167H107L108 166V163H107V165L106 164H104ZM170 158V159H169ZM249 159L248 161H247V159ZM97 159V160H96ZM102 161H101V160ZM133 159H134V157H133ZM135 159V160H136ZM159 159H161L160 160V162L158 161ZM202 159H204V157L202 158ZM242 159H246V161H243L242 162ZM254 159V160H253ZM98 160H100L99 161V163L97 164V162L96 161H98ZM105 160V161H106ZM119 162H118V161ZM134 160V161H135ZM136 160V161H137ZM201 160V159H200ZM228 160H229V162H228ZM1 161V160H0ZM127 161H129L131 164H134L135 165V167L133 168V169H137L138 171L139 170H141L142 172H140L139 173V175H137L138 174V172H135L136 174L135 175H137V176H135L134 174L131 176V174H132V172H130V170L129 169H131L130 167L132 166L133 167V165H131V164H129L130 165V167L127 165L128 163H127ZM254 161H256V163L257 164H259V165H255V162ZM100 162H102L104 165H106V166H103V167H107V168H109L108 170H104V169H106V168H102V170H101V168L99 169V167H98V165H103L102 163L100 164ZM110 162V163H111ZM114 162H116V163H114ZM140 162H142L143 163V165L145 164V165H147L148 164V166L150 167H147V166H145L144 165V168H143V165H141L142 166V168L144 169V170H142V168H137V167H140ZM160 163V165H159V168H157L158 170L160 169V166H161V164H163V163H165L164 165H166L167 163V165L166 166H163V170H162V172L159 170H156V168H155V165H156V163ZM167 162V163H166ZM207 162H205V164L203 163V166L205 165L206 167H207V165H206V163ZM231 162V163H230ZM247 163L246 165L247 166H244V164L243 163ZM252 162V163H251ZM254 162V163H253ZM94 163H96L95 165L98 167V169H95V165H94ZM109 163V164H110ZM126 163V164H125ZM137 163V164H136ZM141 163V164H142ZM208 163V164H209ZM232 163H234V164H232ZM240 163H242V164H240ZM249 163H250V165L251 164H253L252 165V167L253 168H255V170L257 169L258 170V174H257V171H255V173L259 176H257L256 174H254V172L251 174V173H249V171H248V169H251L250 167L251 166H248L249 165ZM229 164H230V166H229ZM237 164H239V168H237L236 166H237ZM261 164V165H260ZM215 165H216V167H215ZM231 165H235V166H233L234 167V169H233V167L231 166ZM243 165V167H245L244 169H243V167H241V166ZM2 166V167H1ZM12 167L11 168V170H12V173H10V167ZM122 166V167H121ZM126 166V167H125ZM204 166V167H205ZM227 166H229V168L227 169ZM259 166V167H258ZM28 167V169H26ZM33 168L34 170H35V168H39V171L41 170V171H43V169H46V170H48V172H49V169L50 168H56V169H59V170H56V171H54L55 173H57V171L58 172H60V175H59V173H57V175H59L60 176V178H59V176H57V180L59 181H57V183L52 179V182H55L56 184H57V189H56V191H57V193H55L56 191L55 190H53V191H55L54 193H55V195L57 196H55L57 199V203L55 204L56 205V207L58 206V208H55V206H54V204L53 203H55L56 202V200L55 199H53L52 198V196L50 197V195L49 194H52L53 193V191L51 190V188H50V186L52 187V188H54L55 186H56V184L54 185V183H51V185H49L50 184V180L48 181L47 179H46V181H48L47 183H46V181H45V179H44V175L43 174H40V172L38 171V172H36L35 174H33L34 176H33V178H32V176H31V173L32 172H35V171H31L30 169L31 168ZM42 167H43V169H42ZM45 167H47V168H49V169H47V168H45ZM127 167H128V169H127ZM145 167H147V168H145ZM168 168V169H166L165 170V168ZM178 167H181V163H180V165L178 166ZM215 167V168H214ZM223 167V168H222ZM236 167V168H235ZM262 167H264V166H262ZM77 168H79L78 170H76ZM162 168V167H161ZM248 168V169H247ZM25 169L27 170V171H29V173H30V171H31V173H30V175H27V174H25V172L27 173V171H25ZM37 169H36V171H37ZM127 169V170H126ZM146 169V170H145ZM179 170V168H176V170ZM242 169H243V172H245V169H247V173H248V175H250V176H248V177H252V175L254 176H256V178H252V180L254 181V180H259V179H261L262 180V182H261V180L260 181H258V183H256L255 184V182L257 181H254V182H248V183H254V184H252V185H249V184H247V185H245L247 182H245L246 180H251L250 178L248 179V178H246V180L244 181V183L242 182V180L243 179H240L239 178V176H240V173H241V175L243 174L242 173ZM8 170H9V172H8ZM80 170V171H79ZM96 170V171H95ZM99 170H101L102 172L104 171V175H105V173H107L106 175L107 176H104V177H106L105 178V180L107 181V184H108V186L109 187H107L106 185V181H104L103 179V181L105 182V184L106 185H104L105 187H107V188H105V187H103V185H102V183H101V185L100 184H97L98 182H100V179L103 177H101L100 175V179L99 178H97L98 176H97V172ZM129 170V171H128ZM165 170V171H164ZM176 170H175V172H176ZM177 170V171H178ZM183 170V169H182ZM253 170V169H252ZM252 170H250V172H252ZM260 170V171H259ZM51 171V170H50ZM75 171H77L78 173L80 172V174H81V176L80 177H82V179L80 178V180H78V181H80V183L79 182H77V179H76V181H75V179H72V180H74V182H76L75 184H73L74 186L76 185V191H73V190H70V191H67L66 190V188L67 187H64V183H66L64 180H66V181H68L69 179H70V181H71V183H70V185L72 184V183H74V182H72V180H71V178H74V177H71V176H74V175H72V174H74L73 172H75ZM100 171V173H102ZM107 171H109V172H107ZM117 171V172H118ZM122 171H121V173H122ZM134 171H136V170H134ZM156 171H158L157 173H156ZM167 171V172H166ZM192 171V170H191ZM254 171V170H253ZM53 172V170L51 171V173ZM160 172V173H159ZM163 172H165L164 174H163ZM181 172V171H180ZM194 172V171H193ZM201 172V171H200ZM210 172V173H209ZM261 172V174H264V173H262ZM1 173H2V175L4 176V177H6V178H3V176L1 175ZM7 173H10V174H7ZM28 173V174H29ZM40 174V176L42 177H40V178H36V177H39V174ZM76 173V172H75ZM97 173V174H96ZM99 173V174H100ZM134 173V172H133ZM167 173V174H166ZM183 173V172H182ZM185 173V172H184ZM246 173V174H247ZM48 174V173H47ZM96 174V175H95ZM163 174V175H162ZM173 174H174V171L172 172V176H173ZM181 174V173H180ZM198 174V173H197ZM202 174H198V175H202ZM224 174V172H222V174H220V177L222 176ZM245 174V176H247ZM35 175H38V176H35ZM56 175V174H55ZM71 175V176H70ZM83 175V176H82ZM187 175V174H186ZM216 175V176H215ZM239 175V176H238ZM2 176V177H1ZM8 176V177H7ZM27 176H31V178H30V180L29 179H27V180H29V181H27L26 180V178H29V177H27ZM53 176V175H52ZM69 176V177H68ZM131 176V177H130ZM135 176V178H132V177H134ZM165 176V177H164ZM166 176H168V177H166ZM171 176V177H172ZM185 176V175H184ZM194 176H197L196 174L194 175ZM233 176H235V178L237 177L238 178V180L240 179V181H241V183H239L237 180V182H235L234 180H235V178L233 177ZM53 177H55V176H53ZM103 177V178H104ZM115 177H117L116 179H115ZM137 177V178H136ZM154 177H155V179H154ZM212 177V178H211ZM215 177H216V181H215ZM219 177V178H220ZM223 177V176H222ZM221 177V178H222ZM229 177H231L230 179H232V180H230L229 179ZM241 177V176H240ZM242 177H243V175H242ZM3 178V179H2ZM34 178H35V180H34ZM45 178H46V175H45ZM59 178V179H58ZM192 178V177H191ZM195 178H197V177H195ZM194 178V180H196ZM236 178V179H237ZM259 178V179H258ZM262 178H264V177H262ZM55 179H56V177H55ZM108 179V180H107ZM177 179V178H176ZM182 179V178H181ZM198 179V178H197ZM211 179V180H210ZM99 180V181H98ZM152 180V181H153ZM172 180V179H171ZM201 180V181H200ZM215 182H214V181ZM222 180V181H223ZM251 180V181H252ZM64 181V182H63ZM154 181H153V184H155L154 183ZM174 181V180H173ZM179 181V180H178ZM228 181H231V182H228ZM235 182V183H233V182ZM2 182V183H1ZM103 182V183H104ZM147 182H148V184H149V186H148V184H147ZM183 182H186V183H183ZM192 184H191V183ZM197 182V181H196ZM211 182V183H210ZM212 182H214V184L212 183ZM262 184H261V183ZM78 183V184H77ZM144 183L147 185H144ZM190 183V184H189ZM217 183V184H216ZM237 183V185L239 184V186H235V184ZM53 184V185H52ZM61 185V187H59L60 185ZM80 184V185H79ZM97 184V185H96ZM110 184V185H109ZM167 184V183H166ZM197 184V183H196ZM220 184V183H219ZM220 184V185H221ZM229 184V185H228ZM230 184H232V185H234L233 187H232V185L230 186ZM244 184L245 186H248V187H245L244 185L242 186V185ZM258 184V186H260V188L257 186V187H255V185H257ZM66 185H68V183H66ZM65 185V186H66ZM77 185L78 186H80V188H82V192H81V189L79 188H77ZM95 185L97 186L95 189H94V187H95ZM101 187L99 190H101V189H103V188H105V189H107V190H111V193H112V195L113 196H111V194L109 195L110 197H113V200L111 199V198H109L108 196H107V199H108V202L110 201V200H112V202L110 201V203H109V205H107V201H104L103 200V198H106V197H104V195L102 196V194H108V192H107V190H105L104 189V192H102L101 194H99V193H97L99 190H98V187L99 186ZM138 185V186H137ZM139 185H140V187H139ZM141 185L143 186H145L147 189H149V195H148V192H147V189L145 188L144 189V187H141ZM200 185V184H199ZM205 185V186H206ZM227 185H228V187H227ZM241 185V186H240ZM69 186V185H68ZM94 186V187H93ZM135 186H137V187H139V189L140 188H142V189H140V190H142L143 192H141L140 191V195L141 196H136V195H138V192H135L136 190L138 191V189H136L137 187H135ZM184 186V187H183ZM195 188H194V187ZM204 186V187H205ZM209 186H207L206 188H209ZM215 186V187H214ZM250 186H252V188L255 190V194L253 195V197L254 198H252V195H250V196H248L249 194H251L252 193V191H254V190H252V189H250L251 187ZM254 186V187H253ZM123 187V188H122ZM169 187V186H168ZM201 187V186H200ZM223 187V188H222ZM231 187V188H230ZM235 187V188H234ZM236 187H237V189H236ZM239 187H242V188H239ZM243 187H245V189H243ZM89 188V189H88ZM110 188V189H109ZM152 188V187H151ZM163 188V187H162ZM177 188V187H176ZM257 188H259L261 191V193H259V190L257 189ZM72 189V188H71ZM74 189V190H75ZM77 189H78V193L80 194H77ZM86 189V191H84ZM91 189V190H90ZM98 191H97V190ZM124 190V192H125V194L123 193V191H122V193H121V191L120 190ZM125 189H126V191H125ZM144 189V190H143ZM169 189V188H168ZM203 189V188H202ZM212 189V188H211ZM228 189V190H229ZM256 189H257V191H258V193L256 192ZM96 190V191H95ZM128 190H129V192H128ZM162 190V189H161ZM252 190V191H251ZM48 191L50 192L49 194H48ZM72 191V192H71ZM90 191H92V194H89V192ZM93 191L94 192H96V194H99V195H101L102 197H101V199L103 200V202L102 201H100L99 199H100V196L99 195H96V194H94L93 193ZM105 191H106V193H105ZM209 191V190H208ZM221 193H220V192ZM247 191H249L250 193H247ZM52 192V193H51ZM58 192H59V194H58ZM81 192V193H80ZM84 192V193H83ZM86 192V193H85ZM88 192V193H87ZM126 192H127V194H126ZM154 192V191H153ZM163 192V191H162ZM179 192V193H178ZM53 193V194H54ZM82 193H83V196H81L82 195ZM136 193V194H135ZM142 193V194H141ZM163 193H165V192H163ZM203 193V194H202ZM209 193V192H208ZM220 193V194H219ZM230 193V192H229ZM47 194L49 195V196H47ZM59 195V197H60V203L58 202L59 200H58V195ZM120 194V195H119ZM172 194V193H171ZM248 194V195H247ZM93 195V196H92ZM158 197H159V195L158 194H156ZM163 195V194H162ZM205 195H206V197H208V198H206L205 197ZM246 195H247V197H246ZM99 196V197H98ZM148 196H149V199H150V201L149 200H147V198H148ZM152 196V195H151ZM197 196H198V198H199V200H202V199H204V198H206L207 200H205L204 202H206V203H208V204H206V205H204V207H202L203 205L202 204H204V202H203V200H202V204L199 206V207H201L202 209H198V206H197V209L196 208H193L195 205V202L196 201H194V204H193V199L194 200H196V198H197ZM202 196L204 197V198H202ZM54 197V198H55ZM114 197H116V198H114ZM139 198V200L138 199H135V198ZM141 197H143V201L145 200H147V201H149V206H150V208H148V207H145L146 208V210H147V208H148V211L149 212H151L150 213V215H149V212H147V214L150 216V217H144L143 218V220L145 219V221H146V219H150V218H152V220L150 219L149 221H147V223H143V225H147V226H145L146 228L144 229V230H146V232L144 233L143 231H141V230H143L139 225H138V227L141 229L140 230V233H142V235L139 233H136L138 230H139V228L137 227V228H135V230H134V232L136 233V235H135V233L133 232V229H132V232H133V234L131 235V234H129L128 232H130V228H129V230H128V234H129V237H130V235L131 236H133L134 235V237H132L133 239H135L136 237L138 238L139 236H141L140 237V239H135V241H133V240H131V237H130V239L128 238V234H123V236L124 237H120L121 239H129V242H131V241H133V242H135V246H136V248H134V249H136L137 251H138V248H139V251L138 252H136L135 253V251L133 250V252L134 253H130V252H132V250L131 251H129V248H133L132 246H131V243L129 244L128 243V245H126L127 244V242L124 240V242H126L125 243V245H126V247H125V249H123V250H120L119 249V247H118V245H120V247H122V245L121 244H124V242L123 241H121L120 240V238H119V236H122V235H117L118 236V241H121L120 243L121 244H119V243H116V244H110L111 246L113 245L116 249H112V248H109V246L110 245H108L110 242H115L116 241V239H115V237L117 238V236L116 235H114L115 237H113L112 235H111V237H109V235H108V237L106 238V235H107V231H105V229L106 230H108L107 228H111V226H112V228H113V224L111 225V226H108L107 228L106 227H104L103 225H109V223H112L113 222V220L110 222V220H109V217H111L110 219H112V215H113V213L115 214V212H118L119 211V213H120V211H121V207L123 208V207H125V208H123V209H127V205H129L130 207L132 206V204H133V202L132 201H134L135 200V205L133 204V208L135 209V207H139L140 205H141V203H138V202H142L141 201ZM163 197V196H162ZM165 197V196H164ZM169 197V196H168ZM196 197V198H195ZM200 197L202 198V199H200ZM217 198L215 201H216V203L214 204L213 202H212V200H214L213 198ZM223 197V198H222ZM246 199H245V198ZM249 197V198H248ZM259 197V198H260ZM176 198H178V199H176ZM210 198V200H209V202H208V199ZM218 198H220V199H222V204H221V200L219 201V199ZM254 199V201H255V199H256V201H255V204L257 205L258 204V206H254V203L252 202V203H250L251 201H252V199ZM106 199V200H107ZM115 199V200H114ZM156 199V198H155ZM224 199V200H223ZM248 199H251L250 201H248ZM257 199H258V201H257ZM54 200H55V202H54ZM123 201V203L122 204H124V202H126V204L128 203V202H130V203H128L127 205L125 204V206L124 205H122L121 204V202ZM137 200H138V202H137ZM158 200V199H157ZM167 200V201H166ZM228 200V201H229ZM244 200V201H243ZM247 200V201H246ZM260 200H262V205L260 204ZM100 201V202H99ZM144 201V202H145ZM161 201V202H160ZM175 201H176V203H175ZM179 203H178V202ZM188 201L190 202L189 204H193L192 205V207H191V209H189V208H187L188 207ZM214 201V202H215ZM219 201V202H218ZM229 201V202H230ZM244 203H246V202H249L248 204L251 206V208H253L252 210H255V211H253V212H255V213H251V208H250V206L246 203L245 204V206L247 205L249 208H247V206H246V208L245 207H243L244 206V204L242 203V202ZM136 202H137V204H140L139 206H137V204H136ZM143 202V203H144ZM157 202H158V205H160L161 207H163V206H165V207H163L162 209L165 211L164 213H162V211L163 210H161L160 212L162 213H160V212H158L159 213V215H158V217L156 216H154L153 214H152V212L153 211H150L151 210V208H153L154 206H156L157 205ZM172 202V203H171ZM197 202H198V200H197ZM196 202V203H197ZM257 202V203H256ZM59 203V204H58ZM99 203H101L100 204V206H99ZM105 205H104V204ZM112 203V204H111ZM150 203H152V204H156V205H154L153 207H152V204H150ZM161 203V204H160ZM171 203V204H170ZM201 203V202H200ZM210 203V204H209ZM222 206L223 205V207H221L219 204ZM238 203V204H237ZM58 204V205H57ZM103 204V206H101ZM146 204V205H145ZM145 204H143V205H145V206H147V203H145ZM162 204H163V206H162ZM188 204V205H187ZM212 204H213V206H212ZM219 205L218 206V208H217V211L215 210V209H213L214 207L216 208L217 207V205ZM241 204V205H240ZM60 205V206H59ZM120 205H122V206H120ZM141 206V208L142 207H144V206ZM157 205V206H158ZM187 205V206H186ZM211 205V206H210ZM215 205V206H214ZM120 206V207H119ZM155 207L156 209H160L161 207ZM186 206V207H185ZM234 206V207H233ZM241 206V209L240 208H238V207H240ZM118 207L120 208V209H118ZM128 208L127 210H126V214L124 213V211H123V216H125V218L122 216V214L120 215V216H122L124 219H126V220H128L129 219V217L130 216H128V214L127 213H129V211L128 210H131V208ZM187 208V209H189V210H187V209H185V208ZM213 207V208H212ZM219 207H221L220 209L222 210V209H224V210H220L219 209ZM259 207H261V211H258V208ZM114 208H116V210L118 209V211H115L114 210ZM140 208V207H139ZM145 208H143V209H145ZM166 210H165V209ZM244 208V210H242ZM257 210H256V209ZM111 209H113V211H111ZM150 209V210H149ZM230 209V208H229ZM242 210V211H240V210ZM246 209L248 210V211H246ZM260 209V208H259ZM194 210V211H193ZM144 211V210H143ZM189 211V212H188ZM217 212V214H216V212ZM220 211V212H219ZM240 211V212H239ZM246 212V213H248L249 211H250V213H249V215L251 214V216H249L250 218H247L248 217V214L246 215H244V212ZM109 212H111V214L112 215H108V214H110ZM134 212H136L135 210H134ZM188 212V213H187ZM213 212L215 213V215H213ZM243 212V219H241L242 218V215L240 214V213H242ZM262 213L261 215H260V213ZM108 213V214H107ZM118 213V214H119ZM122 213V212H121ZM133 213V212H132ZM143 213V212H142ZM144 213H145V211H144ZM210 213H212V215L210 214ZM221 213V214H220ZM232 213H234V214H232ZM259 215V218H258V216H257V214ZM107 214V215H106ZM117 214V215H118ZM125 214V215H124ZM241 216H240V215ZM255 214V217L257 218V219H260V223H259V226L258 225H254L253 224V222H252V220H253V218H254V220H255V217L253 216V215ZM127 215V216H126ZM130 215H131V213H130ZM155 215H156V213H155ZM205 215V216H204ZM206 215L208 216V219H210V220H208V219H206L207 217H206ZM115 216V215H114ZM140 216H142L141 214H140ZM155 218H154V217ZM181 216H184L185 218L186 217H188L189 216V218H188V220L189 219H191V218H193V219H191V220H193V222L195 223V221H196V225H194V223L193 222H191V220H189L193 225V229H195L194 231L195 232H193V234H191V239L192 240H194V241H196V242H193L192 244H191V239H187V241L185 240V237H183V235L185 234L184 233V228L183 227H185L184 226V224L182 225V219L180 218ZM200 216H203L202 218L200 217ZM216 216H218V217H216ZM244 216H246V217H244ZM119 217V216H118ZM176 217H178V218H180V219H178V218H176ZM183 217V220H185L186 222H188V220H187V218L185 219ZM191 217V218H190ZM200 217V218H199ZM204 217H206V218H204ZM216 217V218H215ZM251 217H252V219H251ZM154 218V219H153ZM247 218V219H246ZM120 219H121V217H120ZM131 219V218H130ZM134 219V218H133ZM176 221V220H179V222H180V225L179 224H175L174 223V220ZM201 221H203L204 222V220H205V222L208 220V222H206V224H202L203 222H201L200 224L198 223L200 220ZM204 219V220H203ZM225 219V218H224ZM247 221H246V220ZM248 219H251V221H249ZM117 220V219H116ZM123 220V219H122ZM142 219H140V221H141ZM143 220L141 221V222H137L138 224H142V222H143ZM199 220V221H198ZM242 220V221H241ZM253 220V221H254ZM130 221V220H129ZM128 221V222H129ZM144 221V222H145ZM174 223V226H173V223ZM210 221V222H209ZM239 221H240V223L242 224L243 222H245V223H243L242 225H243V228L242 227H240V226H242L241 224H239ZM256 222H259L258 220H255ZM254 221V223L255 224H257L256 222ZM116 222V221H115ZM123 222H124V220H123ZM176 222H178V221H176ZM178 222V223H179ZM182 222V223H181ZM204 222V223H205ZM222 222H224V221H222ZM247 222H252L251 224H246ZM114 223V222H113ZM127 223V221L125 222V224ZM185 223V222H184ZM189 223V222H188ZM209 223V227H206L205 225H207ZM237 223L239 224V226L237 225ZM101 224V226H99L98 227V225H100ZM123 224V223H122ZM169 224H170V226H169ZM171 224H172V227H171ZM201 224H202V226H201ZM245 224H246V226H252L253 227V225H254V227H258L257 229H254V227L252 228V229H254V230H252L251 231V227H248V229H247V227H246V229H247V231H244L245 230ZM253 224V225H252ZM118 225V224H117ZM137 225V224H136ZM143 225H142V227H143ZM191 225V224H190ZM177 227V226H179V229H180V227H181V230H178V229H176V228H173V227ZM191 226V227H192ZM208 226V225H207ZM227 226V225H226ZM235 226H237V228L238 227H240V228H242L243 229V232L240 230V228H235ZM101 227H104L103 229H100ZM114 227H115V224H114ZM117 227H119V226H117ZM135 227V226H134ZM148 227V228H147ZM202 227V228H201ZM212 227V228H213ZM232 227V228H231ZM111 228V229H112ZM167 228H172L171 230L170 229H167ZM183 228V229H182ZM235 228V229H234ZM111 229L110 230H108V231H111ZM136 229H138V230H136ZM185 229H186V231L185 232H188L189 230L185 227ZM190 229V228H189ZM201 229H202V231H201ZM219 229V228H218ZM217 229V230H218ZM226 231H225V230ZM258 229H260V231L261 232H259V230ZM4 230V229H3ZM114 230V229H113ZM162 230H164V235H163V231ZM166 230H168V231H166ZM210 230H212V229H210ZM238 230V233L240 234V235H242L243 236V238H244V241L242 240H240L239 238H237V237H242V236H238L239 234H237V232L236 231ZM257 231L258 230V234L257 233H253L254 231ZM181 231V232H180ZM191 232H189V233H192V230H190ZM208 231V230H207ZM249 231H251L253 234H257V236L256 235H253L254 237H251L252 235H251V232H249ZM255 231V232H256ZM122 232V231H121ZM167 232V233H166ZM205 232V233H204ZM212 232V231H211ZM215 232V231H214ZM247 232H249V235L247 234ZM5 233V234H6ZM161 233H162V235H161ZM166 233V234H165ZM182 233H184V234H182ZM194 233H196L195 235H194ZM204 233V234H203ZM213 233V232H212ZM211 233V234H212ZM221 233H222V230H221ZM236 233V234H235ZM242 233V234H241ZM245 233L247 234L245 237H244V235H245ZM261 233V234H260ZM108 234H111L110 232L108 233ZM113 234V233H112ZM159 234V235H158ZM244 234V235H243ZM139 235V236H138ZM187 235H188V233H187ZM186 234L184 235V236H186L187 238H188V236H187ZM192 235H194L193 236V238H192ZM203 236V238H201L202 236ZM214 235H215V233H214ZM233 235H234V237H233ZM1 236V235H0ZM136 236V237H135ZM156 236V237H155ZM157 236H162L161 238H162V240H161V238H159V237H157ZM163 236H165L166 237V239H165V241L163 240L164 238H163ZM232 238H231V237ZM237 236V237H236ZM114 239H113V238ZM127 237V238H126ZM156 239H155V238ZM169 237V236H168ZM217 237H218V235L216 236V240H217ZM236 237V238H235ZM1 238V237H0ZM110 238H112V240L110 239ZM157 238H158V240H160L158 243H157ZM189 238H190V235H189ZM230 238H231V240H230ZM233 238H235V239H237L236 241L237 242H235V240L233 239ZM108 239V240H107ZM147 239V240H146ZM172 239H174V240H172ZM200 239H202V241L200 242ZM233 239V240H232ZM238 239H239V241H238ZM175 240H177L176 242H174ZM256 240V241H255ZM108 241V243H106ZM110 241V242H109ZM143 241L141 242V244L139 245V246H143L142 245V243H143ZM163 241V242H162ZM190 241V242H189ZM201 243V245L202 244H205L204 246H201V245H199V243ZM206 241V240H205ZM233 241H234V243H233ZM259 241H261L262 242V247H261V243H259ZM189 242V244L187 245V243ZM213 242V241H212ZM256 242H258V243H256ZM166 243H167V241H166ZM165 243V244H166ZM174 243H178V245L179 246H176L177 248H174L175 246V244ZM218 243V242H217ZM221 243H220V245H221ZM236 243V244H235ZM238 243H240L241 245H239ZM118 244V245H117ZM134 244V243H133ZM197 244V245H196ZM225 244V245H224ZM259 244H260V247H258L259 246ZM105 245V246H104ZM131 247H130V246ZM164 245V244H163ZM191 245V246H190ZM193 245L195 246L194 248H192L193 247ZM112 246V247H113ZM128 246V247H127ZM145 247H146V244L144 245ZM143 246V248H145ZM154 246V247H155ZM173 248H172V247ZM187 246V248L189 247H191L190 249L188 248V250H187V248H185ZM105 249H104V248ZM108 247V248H107ZM118 247V248H117ZM147 249H143V250H145V253H147L146 252V250H148L149 249V245L147 244ZM164 247V246H163ZM124 248V247H123ZM158 248H160V247H158ZM170 248V249H169ZM179 248V249H178ZM181 248V249H180ZM184 248H185V250H186V253H187V251H189V254L190 255H192L193 256V259H192V256H191V261H190V258H188L190 255H188V253L186 254L184 251ZM259 248V249H258ZM104 249V250H103ZM107 249L109 250V249H111V250H109L108 251V256L109 255H114L113 256V258H110V257H108V256H106V254H107ZM151 249V248H150ZM149 249V250H150ZM154 249H156V248H154ZM215 249V248H214ZM246 249V250H245ZM251 249V250H250ZM105 250H106V252H105ZM128 250V251H127ZM211 250V249H210ZM250 250V251H249ZM255 250H256V253H255ZM101 251H102V253H101ZM112 251V252H111ZM120 251H123L122 252V254H120ZM156 251H158V250H156ZM155 251V252H156ZM167 251H164L165 253L167 252ZM246 251H249L250 252V257H248L249 256V254L247 255V259H246V255H244V254H247V252ZM258 251V252H257ZM144 252V251H143ZM143 252H141V254H145V253H143ZM161 252V251H160ZM163 252V251H162ZM229 252L233 255V258H234V256L236 255V262H235V260H233V259H230V258H232V256H231V254L229 255ZM245 252V253H244ZM248 252V253H249ZM262 252H264V251H262ZM0 253H1V251H0ZM109 253H111V254H109ZM196 253H197V251H196ZM204 253V252H203ZM218 253H220V254H218ZM258 253V254H257ZM131 254V255H130ZM136 254H137V256H136ZM141 254H139L140 256H141ZM162 254V253H161ZM184 254H186V255H184ZM222 254V255H221ZM256 254H257V256H256ZM157 255H159V254H157ZM188 255V256H187ZM152 256V255H151ZM154 256V255H153ZM161 256V255H160ZM211 256H212V258H211ZM219 256V257H218ZM227 256V257H226ZM230 256V257H229ZM245 256V257H244ZM105 257H108V259L106 260V258ZM116 257V258H115ZM121 256L120 257H118L119 259H117V262H118V264L120 263V264H123L124 262V264H142L143 262H137V260L135 261H133L132 260V258H131V260H126V261H124L123 263H121V262H119V260L122 258ZM186 257V258H185ZM195 257V258H194ZM214 257V258H213ZM243 257L245 258V260L243 259ZM115 258V259H114ZM152 258V257H151ZM156 258V257H155ZM163 258V257H162ZM199 258V257H198ZM208 258V257H207ZM225 258H228V259H226L225 260ZM234 258V259H235ZM139 259H143L142 257L140 258L139 257ZM157 259H159V258H157ZM261 259V260H260ZM161 260V259H160ZM205 260V261H206ZM233 260V262L231 263V261ZM245 262H244V261ZM140 261V260H139ZM153 261H156V260H153ZM158 261V260H157ZM156 261V262H157ZM163 261H164V258H163ZM194 262H196V259L195 260H193ZM198 261V260H197ZM223 261H224V263H223ZM1 262H0V264H1ZM108 262V264H112L113 262ZM155 262V263H156ZM161 262V261H160ZM165 262V261H164ZM206 262V263H207ZM211 262V263H210ZM235 262V263H234ZM250 262H249V264H250ZM116 263V262H115ZM151 263V262H150ZM154 262L152 263V264H155ZM167 263V262H166ZM166 263H164V264H166ZM205 263V264H206ZM117 264V263H116ZM144 264V263H143ZM157 264H159V263H157ZM160 264H162V262L160 263ZM195 264H197V263H195ZM228 264V263H227ZM247 264H248V262H247Z\"/></svg>", "mask_w": 264, "mask_h": 264}, {"label": "rangeland", "instance_id": "obj_2", "mask_svg": "<svg viewBox=\"0 0 264 264\" xmlns=\"http://www.w3.org/2000/svg\"><path fill=\"white\" fill-rule=\"evenodd\" d=\"M30 1L35 3L36 0H33V1L30 0ZM145 1H146V0H145ZM145 1L143 0V4H142V1H140L141 4L139 3V1H137V3H139L140 5H138V4L136 3V1H135V3L132 1L131 3H132V4H136V6H135V5H131L132 8L129 7L130 5H129V6H126L127 8H126V7H125V8H126L127 10H125V11L123 10L124 12H122V11L120 12V11L118 10V11L120 12L121 16H122V17H121V21H122L123 16H125V13H126V12H129L130 10H132V11L129 12V14H130V18H131V22H132V23L129 24V25H130L129 27H131V28H129V29L127 28L128 30L131 31V33H129L130 31L128 32V30H126V28L124 27V30H126V33H124V34H119L118 37H119L120 35H121V37L116 38V39L118 40L117 42H119V44L121 43V42L119 41V39H120L121 41H124V40L127 41V40H128V43H127V44L129 45V47H130V46H131V47L133 46L132 49H129V50H128L129 54L131 55V56H130V55L128 54V55L130 56L129 58H132V59H129V60H128V58L126 57V60L130 62V60H134V61H135V60L137 59L138 61L135 62V64H136V67H135V68H137V69H130V68H131V67H130L131 64H130L129 67H128V65H127V67H128L127 69H130L131 71L134 70V71H136V72H137V70L139 69L141 75L143 76L142 79H145L146 81L149 82V83H146V81H143L142 79H140V80H141V84L144 85V86H143V89L145 88L144 91H142L141 88H139V89L136 90V93L139 92V91L144 92V94H142V92H141V94L139 93V96H140V97L142 96L141 98H139V100L142 99V100H140V102L142 101V103H143V100H144L145 102H153V101H155V100L152 101V99H151L152 96H154L155 99H156V96L158 97V95H159V97H160L161 99L163 98V99H162V100H163V104H164V102L167 103V100H169V102L167 103V105H165V106L163 107V104H162V106L160 105L159 110H158L157 107H156L157 110H155V112L158 111V114H157V113H156V114L159 115V120H158V118L156 119V116H155L154 119H155V120H158L160 123H163V124H161V126H162L161 129H163L164 120H165V121H168L166 118L169 117V115H170L169 113H171V111H173L172 109H178V110H174V111H175V112L177 111L176 114H180V115H182V114H184V113H183V112H184L183 110L188 106V105L185 103V100H186L185 98H187V96H188V95H187L188 92L185 93V91H186L185 89H183V91L180 90V89H182V87H180V85L182 84L181 77H180V76H177V77H180V78H179V80H181V84H180V85H179V82H180V81H179L178 83L175 82V81H177V77H176V73L173 72V70H175V71L177 72V74H178V71L180 72V70H181L180 68L182 67V66H181V67L179 66V67H180V68H179L178 65L175 64L176 59L178 58L180 61H183V64H184V65H183V64H180V63H182V62H180V61L178 62V59H177L176 62H177L179 65H183V67H184V66L186 67V66L188 65V66H187L188 69H189L190 67H193V65L195 64L194 62H196V60H197V63H199L198 60H199V59L201 60L200 56L204 55V50H203L204 47L201 48V45L204 46V45H203V42H204L205 40H207L206 38H204V34H203L204 32H202V31H203V30H204V31L206 30V32H209V33L211 32V33H212L213 29H214V31H215V29L218 27V28L221 29V30L223 29V33H224V35L226 34V33H225L226 31L229 33V30H230V29L227 30L228 27L231 26V30H232V28H233L232 25H229V24H233V22L231 23V21L234 20V19H232V17L235 18L236 16H235L234 14H233V15L230 14V15H231V17H230V16H228V15L226 14L227 12H226V13L224 12L225 15H226V16H225V15L223 14V11H224L223 8H225L226 5H227V7H230V6H232V7H230V8H226V9H231V8H233V6L236 4V2H235V0H226V1H225V0H222V1H220V0H219V1H218V0H214V3H213L212 0H207V1H206V0H152V1H151V0H147V2H145ZM191 1H192V2H191ZM211 1H212V2H211ZM233 1H234V2H233ZM241 1H242V0H240V2H241ZM244 1H245V0H244ZM244 1H242L241 3H243ZM259 1H261L260 3H262V7H264V1H262V0H259ZM259 1H256V2H259ZM122 2H123V1H122ZM127 2H128V3H126V4H129V3H130L128 0H127ZM144 2H145V4H144ZM175 2H176V3H175ZM240 2H239V3H240ZM247 2H248V0H247ZM247 2H246V3H247ZM36 3H37V1H36ZM117 3H118V2H117ZM117 3H115V4H117ZM190 3H191V4H190ZM229 3H230V6H229ZM237 3H238V2H237ZM239 3H238V5H235L236 7H235V6H234V7H235V8H239V7H238V6H239ZM246 3L244 2V3L242 4L244 9H245V7H246V5H245ZM260 3H259V5H260ZM119 4H120V2L118 3V5H119ZM183 4H184L185 6H184ZM123 5L125 6L124 3H123ZM123 5H122V6H123ZM242 5H240V6H242ZM259 5L257 4L256 6H259ZM120 6H121V5H119V7H120ZM122 6H121V8H122ZM124 6H123V8H124ZM133 6H134V7H133ZM137 6H139V7H137ZM189 6H191V7H189ZM116 7H117V5H116ZM135 7H136V8H135ZM260 7H261V6H260ZM262 7L260 8V10H261V11H264V9H262ZM125 8H124V9H125ZM134 8H135V9H134ZM190 8H191V9H190ZM205 8H206V9H205ZM243 8L240 7V8H239V11H240V9H241V11H243V10H244ZM117 9H118V8H117ZM187 9H188V10H187ZM233 9H234V8H233ZM242 9H243V10H242ZM121 10H122V9H121ZM128 10H129V11H128ZM190 10H191V11H190ZM231 10H232V9H231ZM257 10L260 11L259 8H257ZM225 11H226V10H225ZM114 12H115V11H114ZM131 12H132V13H131ZM123 13H124V14H123ZM180 13H181V14H180ZM116 14L118 15L117 11L115 12V15H116ZM120 14H119V15H120ZM129 14H128L127 16H129ZM191 14H193V15H191ZM228 14H229V13H228ZM113 15H114V14H113ZM115 15H114V16L111 15L110 18H109V17H105V18H103V22H102V24H103L105 21H107V22L110 21V22H109V23H110L109 26H111V25H112L111 22L114 23V21H117V22L120 21V17H119V15H118L119 19H118L117 15H116V16H115ZM227 16H228V17H227ZM40 17H41V16H40ZM40 17H37L38 20H41ZM125 17H126V16H125ZM125 17H124V18H125ZM226 17H227L228 19H227ZM229 17L231 18V19H230V20H231L230 23H229ZM39 18H40V19H39ZM111 18H112V21H111ZM130 18H129V20H130ZM172 18H173V19H172ZM176 18H177V19H176ZM104 19H106V20H104ZM117 19H118V20H117ZM137 19H138V20H137ZM246 19H248V18H246ZM249 19H250V18H249ZM171 20H172V21H171ZM174 20H175V21H174ZM226 20H227V21H226ZM133 21H134V22H133ZM196 21H197V22H196ZM107 22H106V23H107ZM117 22H116V23H117ZM186 22H187V23H186ZM208 22H209V23H208ZM83 23H84V22H83ZM85 23H86V22H85ZM85 23H84L83 25H86V24H87V23H86V24H85ZM106 23L103 24V28H104L103 31H104V30H105V31L110 30V27H109V29H107V28L105 27V24H106ZM120 23H121V22H120ZM183 23H184V24H183ZM219 23H220V24H219ZM227 23H228V24H227ZM132 24H133L134 27L131 26ZM168 24H169V25H168ZM194 24H196V25H194ZM214 24H215V25H214ZM120 25H121V24H120ZM137 25H138V27H136ZM184 25H185V26H184ZM198 25H199V26H198ZM211 25H212V28H211ZM222 25H223V26H222ZM228 25H229V26H228ZM87 26H89V25L87 24L86 27H87ZM118 26H119V25H118ZM203 26H204V27H203ZM205 26H206V27H205ZM208 26L210 27V29H211L212 31L209 29ZM213 26H214V28H213ZM219 26H220V27H219ZM221 26H222V28H221ZM127 27H128V26H127ZM183 27H184V28H183ZM199 27H200V28H199ZM215 27H216V28H215ZM121 28H122V27H121ZM121 28H120V29H121ZM136 28H137V30H135ZM203 28H205V29H203ZM207 28H208L210 31H207ZM229 28H230V27H229ZM56 29H57V28H56ZM56 29H55V31L57 32ZM87 29H90V28L87 27L86 30H87ZM106 29H107V30H106ZM117 29H118V28H117ZM202 29H203V30H202ZM224 29H225V30H224ZM40 30H41V28H38V29H37L38 32H39ZM133 30H134V31H133ZM177 30H178V31H177ZM201 30H202V31H201ZM217 30H218V29H217ZM87 31H88V30H87ZM105 31H104V32H105ZM142 31H143V32H142ZM214 31H213V32H214ZM219 31H220V30H219ZM224 31H225V32H224ZM42 32H43V31H42ZM53 32H54V31H53ZM116 32H117V31H116ZM124 32H125V31H124ZM127 32H128V33H127ZM132 32H133V33H132ZM162 32H163V33H162ZM165 32H166V33H165ZM220 32H222V31H220ZM220 32L218 33V35L216 34L217 37L215 38V40H217V38H218V41H219V42H222V43H221L222 45L218 46V44H220V43L217 41V42H218V44H217L218 48H221V47L223 46V44H224L223 47H226V46H227V48H229V50H228L227 48H225V50H224V48H222V50L225 51V52H223V51L221 50V51H222L221 53H226V52L228 53L229 51L231 52L232 50H234V51L231 52V53L236 52V53H234V54H239V57L242 58L241 56H243V57L245 56V55H242V54H245L244 51L246 50V52H248L247 49H248L249 47L251 48L250 45H252V43H253V40H252V39L249 41V43L252 41L250 45H249V43H247V42H248L247 40H246V42H244L245 40H243V43H245V44H243V45H246V44L249 45L248 48L246 47L247 45L243 47L241 41L239 42V44L241 43V45H239V44L237 43L238 41H237V42L232 41L233 43L231 42V40H237V39H236V38H235V39H234V38H231V39H230V36L232 35L231 32H230V33H229L230 36H228V35L226 34V38L228 39V41H230V42L232 43V45H231V43H229V42H225L224 40H220V39H219V34H220ZM233 32H234V31H233ZM233 32H232V33H233ZM106 33H109V32L107 31ZM122 33H123V31H122ZM190 33H191V34H190ZM192 33H193V34H192ZM201 33H202L203 35H202ZM211 33H210V34H211ZM223 33H222V35H223ZM38 34H40L41 36L45 37V36L40 32V33H37L36 38H38V37H37ZM48 34H49V33H48ZM125 34H127V36H128L129 34H132V36L129 35V37L132 39V43H131V44H129V40H130V39H126L127 36H126V38H124ZM133 34H134V35H133ZM165 34H167L166 37L164 36ZM40 35H39V38L41 37ZM213 35H214V34H213ZM216 35H215V36H216ZM49 36H50V35H49ZM134 36H136V37H134ZM181 36H182V37H181ZM194 36H195V37H194ZM215 36H214V37H215ZM227 36H228V37H227ZM101 37H102V35H100V36H98V37H95L96 40L93 41V40H91V36H90V37H89L90 40H88V41H89V42L91 41L90 43L93 44V47H94V43L97 41V43H95V44H96V45H95V48H96V46L98 45V43H100V42H102V41L104 40V38H103L102 41H101ZM122 37H123V39H122ZM163 37H165L166 39L163 38ZM180 37H181L182 39H181ZM189 37H190V38H189ZM193 37H194V38H193ZM223 37H224V36H223ZM41 38H42V37H41ZM41 38H40V40H39L40 43L42 42V41H41ZM47 38H48V37H47ZM95 38L92 36V39H95ZM134 38H135V40H134ZM203 38H204V39H203ZM220 38H221V37H220ZM226 38H225V39H226ZM254 38H255V37H254ZM254 38H253V39H254ZM42 39H43L44 41L46 40L45 43H44V42L42 43V44L45 45V48H46V50L44 49V50H45V53H44V50H42V48H44V47H42V46H44V45H41L40 43H39V45L36 44L37 47H36V45L34 46V48H35V47L37 48V49H36L37 51L33 52V53H36V52L38 53V54H35V55H36V56H35V60H34V59H33V60H34L35 62L39 63V64H38L39 66H40V63H45V64L47 65V63H48V59H50V56H47V55H45V54H46V51L49 49V47L47 48L46 46L49 45V44L51 43V42H48L49 39H51V37H49L48 40L45 39V38H42ZM97 39H98V40H97ZM162 39H163L164 41H163ZM180 39H181V40H180ZM200 39H201V40H200ZM213 39H214V38H213ZM221 39H222V38H221ZM227 39H226V41H227ZM229 39H230V40H229ZM99 40H100V41H99ZM149 40H150V41H149ZM160 40H161V41H160ZM168 40H169V41H168ZM176 40H177V41H176ZM185 40H186L187 43L185 42ZM254 40H255L254 42H256V39H254ZM36 41H38V40L36 39ZM39 41H38V42H39ZM98 41H99V42H98ZM126 41H125V42H126ZM135 41H138V42H135ZM140 41H141V43H139ZM181 41H182L183 43H182ZM189 41L192 42L193 44L190 43ZM202 41H203V42H202ZM257 41H258V40H257ZM38 42H36V43H38ZM47 42H48V43H47ZM92 42H94V43H92ZM117 42H115V44H116ZM125 42H124V43H125ZM144 42H145V43H144ZM198 42H199V43H198ZM212 42H215V43H216V41H212ZM212 42H210V43H212ZM3 43L5 44V40H3L2 44H3ZM6 43H8V41H7ZM90 43H89V44H90ZM136 43H137V44H136ZM176 43H177V44H176ZM204 43H205V42H204ZM206 43H208V41H206ZM215 43H214V44L212 43V44L210 45V53H211V51H212L211 54H213V52H215L213 49L216 50V53L220 51V50L218 51V48H217V46H216ZM225 43H226V44H225ZM228 43H229V44H228ZM235 43L239 45V46H238V49H237L236 47L234 48V46H236ZM2 44H1V42H0V45H1L0 48H1V50H4V49L7 50V47H6V46H8V44H7V45L5 44V45H6V46H5L6 48L3 47L4 45H2ZM100 44H101V43H100ZM121 44L123 45V43H121ZM121 44H120V45H121ZM185 44H187V45H185ZM188 44H189V45H188ZM233 44H235V45H233ZM101 45H102V44H101ZM128 45L125 44L124 46H128ZM134 45H135V46H134ZM182 45H183V46H182ZM193 45H194V46H193ZM206 45H207V44H205V46H206ZM88 46H89V45H88ZM114 46H115V45H114ZM159 46H160L161 48H160ZM190 46H192L193 48L190 47ZM199 46H200V48H199ZM214 46H215V48H214ZM228 46H229V47H228ZM252 46H253L252 48H253L254 50H255V48L257 49L256 51H258V49H259V47H260V46L257 47V46H258V43H254V45H252ZM39 47H40V48H39ZM50 47H53V46L50 45ZM91 47H92V46L90 45V48H91ZM93 47H92V48H93ZM115 47H116V48H115L114 50H117L118 45H116ZM131 47H130V48H131ZM135 47H136V48H135ZM139 47H140L142 50H141ZM174 47H175V48H174ZM182 47H183V48H182ZM186 47H187V48H186ZM194 47H195V48H194ZM230 47L232 48V50H230ZM239 47L241 48V50H239ZM242 47H243V48H246V49L244 50ZM2 48H3V49H2ZM34 48H33V51L35 50ZM95 48H93V50H95ZM97 48H98V47H97ZM97 48H96V49H97ZM172 48H173V49H172ZM184 48H185V49H184ZM189 48H190V49H189ZM196 48H197L198 50H197ZM233 48H234V49H233ZM252 48H251V49H248V50H249V51H250V50L254 51ZM99 49H100V46H99ZM135 49H136V50H135ZM156 49H157V52H156ZM188 49H189L190 51H189ZM191 49H193V50H191ZM200 49H201L202 51H201ZM235 49H237V51H238L239 53H237V51H236ZM6 50H5V51H6ZM93 50H92V52H93V54L95 55V53H94ZM172 50H173V51H172ZM187 50H188V51H187ZM227 50H228V51H227ZM243 50H244V51H243ZM42 51H43V52H42ZM95 51H96V50H95ZM140 51L143 52V53H141ZM176 51H177V52H176ZM178 51H179V52H178ZM183 51H184V52H183ZM192 51H193V54H189L190 52L192 53ZM256 51H254V52L256 53L255 56H256L258 53H259L258 55H260V56L257 55L258 57L256 56V57H257V60H258V59L261 60V56H262V59H264V55H261V52H259L260 49H259L258 52H256ZM0 52H2V51H0ZM39 52H40V53H39ZM47 52H48L47 54L50 55V54H49V53H50L49 50H48ZM96 52H99V51H96ZM128 52H127V53H128ZM175 52H176L177 54H176ZM230 52H229V53H230ZM240 52H244V53H240ZM254 52H253V54H254ZM3 53H5V52L3 51ZM43 53H44V54H43ZM171 53H172V54H171ZM184 53H185V54H184ZM216 53H215V57H216V55H217ZM90 54H91V53H90ZM157 54H158L159 56H158ZM173 54H175V56H177V57H176V58H175V57H172ZM218 54H219V53H218ZM240 54H241V56H240ZM248 54H250L249 56L252 55V56H251L252 58L250 57V59H253L254 56H253V54L251 53V51H250V53H247V56H248ZM33 55H34V54H33ZM44 55L47 56V58H48V57H49V58L47 59V58L45 57V58H46V59H45V58H44ZM126 55H127V54H126ZM132 55H134V56H132ZM144 55H145V56H144ZM167 55H168V57H167ZM179 55H180V56H179ZM185 55H186V56H185ZM193 55H194V56H193ZM42 56H43V57H42ZM91 56H92V54H91ZM91 56H90V59L92 58L91 60H93V59H97V58H93V56H92V57H91ZM156 56H157V57H156ZM190 56H191V57H190ZM249 56H248V58H249ZM33 57H34V56H32V58H33ZM39 57H40V58H39ZM41 57H42V58H41ZM210 57H211V55H210ZM215 57L212 56V58H211L212 60L209 59V60L211 61V62H209V63L211 64V66H210L209 63H208L209 60L206 61L208 64L205 63V66L208 68V70H207V69L204 70L205 72H207L205 75L210 74V75H209V76H210V83H211V81H212V83H213V84H210V85H212V86L214 85V86H213L214 88H212V90H213V89H216V88H215L216 85L218 86V84H216V83H219V87L222 86L223 89H225L224 86H223L222 84H220V83H221V82H222V83H223V82L225 83V81H226V83H227L226 86H227V85H228V86L231 85V86H229V87L227 86V88H226V91H227V90H229L228 88L232 87V86H233L232 84H234L233 81H232V79H231V80H228V78L230 79V77H231L232 75H229L230 77H229V76L227 77L226 74H227V73L230 74V72H227V71H226L227 73L225 72V73H226V74H225L223 71H224L225 69L227 70L228 68L223 67L222 63L218 64V62H220V60H219V58H218V60H216L217 57H216V58H215ZM237 57H238V55H237ZM259 57H260V58H259ZM140 58H141L143 61L140 60ZM174 58H175V59H174ZM191 58H192V59H191ZM194 58H195V59H194ZM197 58H198V59H197ZM36 59H38V60H36ZM43 59H45L47 62H42V61H44ZM145 59H147V61H146ZM213 59H214V60H213ZM242 59H244V58H242ZM245 59H246V57H245ZM254 59H255V57H254ZM254 59H253V62H254ZM148 60H149V62H148ZM166 60H167L168 62H167ZM173 60H174V61H173ZM185 60H186L187 62H186ZM215 60L218 61V62H215ZM255 60H256V59H255ZM259 60H258V61H259ZM38 61H39V62H38ZM89 61H90V60H89ZM93 61H94V60H93ZM93 61H92V63L95 65V63L97 62V60L94 61L95 63H94ZM243 61H244V62H247L248 60H243ZM251 61H252V60H251ZM129 62H127V64H128ZM159 62H160V63H159ZM213 62H214V63H213ZM249 62H250V60H249ZM253 62H252V63H253ZM255 62H256V63H253L254 65L258 63L257 61H255ZM259 62H260L261 64H264V63H262L261 61H259ZM90 63H91V62H90ZM131 63H132V62H131ZM142 63H143V64H142ZM260 63H258V64L261 65ZM133 64H134V62L132 63V66H133ZM135 64H134V66H135ZM171 64H172V66H171ZM248 64H250V63H248ZM248 64H247V65H248ZM41 65H43V64H41ZM46 65H43V66H45V68H44L43 66H41V67H43V70L45 69V71L48 70V69L46 68ZM91 65H92V64H91ZM94 65H92V66H94ZM139 65H140V66H139ZM142 65H143V67H141ZM149 65H150V66H149ZM174 65H177V67H178L180 70L178 69V71H177V70H176L177 68L175 69V68H174V67H175ZM195 65H196V64H195ZM207 65H208V66H207ZM221 65H222V67H223L224 70L222 69ZM247 65H245V66H247ZM254 65H252V66L249 65V66H250V69H254V68H255V67L253 68ZM134 66H133V68H134ZM146 66H147V67H146ZM196 66H197V65H196ZM196 66H195V67H196ZM205 66H204V67H205ZM242 66H243V68L245 67L244 65H242ZM249 66H247V67H249ZM255 66H256V68H257V72H261V74L259 73L261 77L257 76V77H256V79L258 78L257 81H256L255 78H253V76H252V78L255 79V81H256L257 83H261L262 80H264V69H262V71H259V70H261V68H264V67H259V66H257V65H255ZM118 67H119V66H118ZM118 67L116 68L117 70H116L115 72H118V70H119ZM125 67H126V66H124V68H125ZM220 67H221V68H220ZM247 67H245V69H246ZM251 67H252V68H251ZM258 67H259L260 69H258ZM122 68H123V66H121L120 69L122 70ZM124 68H123V69H124ZM143 68H144V70H143ZM193 68H194V67H193ZM193 68H192V69H193ZM196 68H197V67H196ZM196 68H195V70H196ZM213 68H214V69H213ZM219 68H220V69H219ZM46 69H47V70H46ZM127 69H125V70L127 71ZM168 69H169V70H168ZM241 69H242V68H241ZM250 69H249V70H250ZM121 70L118 72L119 74H120ZM170 70H172V72H171ZM189 70H190V69H189ZM195 70L193 69V71H195ZM242 70H243V69H242ZM41 71H42V70H41ZM45 71H44V72H45ZM126 71H125V73H126ZM131 71H129L130 73L128 72L127 75H129V74H130V75H133V76H130V75H129V76H130L129 78H132V77H133V78H132V79H133L132 81H135V79L138 78L137 75L139 74V71H138L137 74H136V72L133 73V72H131ZM157 71H158V72H157ZM168 71H169V72H168ZM193 71L191 70V71H189V72H193ZM210 71H211V72H210ZM228 71H230V69H229ZM245 71H246V70H245ZM44 72L42 71V73H44ZM142 72H143V73H142ZM164 72H165V73H164ZM189 72H187L186 75H187L188 77H190V75L192 74V75H191V78H194V79L188 78V77L186 76V77H187V78H186L187 80L185 79V82L189 81V83H190V82L193 83L195 80L200 81V79H201L200 77H198V78H200L199 80H198L197 77H196V78L194 77V76H196V75L199 76L198 73H199L200 71H199V72L196 71L197 73L195 72L194 74H193V73H189ZM205 72H204V73H205ZM208 72H209V73H208ZM220 72H221V73H220ZM243 72H244V71H243ZM243 72H242V75H243ZM257 72H255V73H257ZM46 73H47V72H46ZM46 73H45L44 75H46ZM121 73H123V71H122ZM125 73H124V74H125ZM131 73H133V74H131ZM163 73H164V74H163ZM173 73H175V74L173 75ZM188 73H189V74H188ZM119 74H118V75H119ZM135 74H136L137 77H135ZM155 74H158L159 77H160L159 80L162 79L161 81H163L162 83H161V82L159 83V84H160V87L158 86L159 84L157 85L158 87L155 86L156 90H157V89H160V91L157 90V93H156V94H155L156 91L154 90V84H151V83H153V82H151V81L153 80V77L155 76V77L157 78V76H158V75H155ZM162 74H163V75H166V76H163ZM171 74H172V75H171ZM195 74H196V75H195ZM216 74L218 75V77H217ZM220 74H221V75H220ZM257 74H258V73H257ZM257 74H256V75H257ZM116 75H117V73H116ZM118 75H117V76H118ZM122 75H123V74H122ZM122 75H121V76H122ZM141 75L139 74V78H140ZM144 75H145V76H144ZM247 75H248V76H247ZM254 75H255V74H254ZM8 76H9V75H8ZM8 76H5V78H7ZM10 76H11V75H10ZM117 76H116V77H117ZM123 76H124V75H123ZM174 76H175V78H176L175 80L173 79ZM209 76L207 75V78H208ZM214 76H215V77H214ZM219 76L221 77V79H220ZM244 76H246L245 78H247V79L250 80V81L247 80L248 82H250V83H252V84H253V83L255 84V82H253V80L251 81L252 78H250L251 76L249 75V73L244 74ZM249 76H250V77H249ZM118 77H119V76H118ZM134 77H135V78H134ZM144 77H145V78H144ZM146 77H147V78H146ZM155 77H154V79H156ZM163 77H164V78H163ZM166 77H167V78H166ZM172 77H173V78H172ZM222 77H223V78H222ZM254 77H255V76H254ZM8 78H9V79H8ZM8 78H7L8 80H7V79L4 80L5 82L3 81V82L5 83V85L7 84L6 87L8 86V83H9V86L7 87L8 89L6 90V88L4 87L5 85H3L2 89H4V88H5V89H4V90H1V91H4V92H5V90H6V94H7V95H8L7 91L9 90V88H10L11 86H16V87L18 88V86H19V85H18V84H19L18 82H19L20 80H22V79H20V78L17 77V78L19 79V81L17 82L18 84L16 83V85H15V82L17 81V79H15V80H13V79L16 78V75H14V78H13L12 76H11V78H10V77H8ZM139 78H138V79H139ZM170 78L172 79L171 81L174 80V81H173L174 83H172V82L169 80ZM231 78H232V77H231ZM261 78H262V80H261ZM11 79H12L14 82H13V81H10ZM102 79H103V78H102ZM104 79H105V81H103L104 85H103V83L101 84L102 80L99 78V82L101 81V82H100V85L95 86V83H94V81H93L92 85H94V87H93L92 85H91V86H88V88H89V87H93L92 89H90V90H89V89H86V92H85V90H83L84 92H80V91H78V92L75 93V94H74V92L72 91V93H73L74 96H76V94H77L78 96H76L77 98L73 99L74 101H73L70 97H69V98H70L74 103H77V101H78V104L81 103L83 106L85 105V103H86V105H88V103H90V106H91V104L93 105V103H94L95 100L98 101V99H99V101H101L102 99H101L100 97H103V96L106 97V96H107L108 99H103L101 102H102V103H104V102H108V103H109V101H107V100H109V97H108V96H109V95L111 96L114 92H115L116 94H119V93H117L115 90H112L113 88L115 89L114 86H117V85L115 84L114 81H110V83L114 82L115 85L113 86L112 89H109V88H111V86L113 85V83H112V84L109 83V85H110V86H109L108 83L106 82V80L108 81L109 78H108V79H107V78H104ZM211 79H212V80H211ZM219 79H220V80H219ZM95 80H97V77H95ZM109 80H111V79H109ZM136 80H137V79H136ZM140 80H139V81H140ZM164 80H165V81H164ZM166 80H168L169 82L166 81ZM193 80H194V81H193ZM208 80H209V79H208ZM213 80H214L215 83L213 82ZM215 80H218L219 82H218V81H215ZM54 81H56V79L52 80V84H49V86H51V87H53V88H51V87L48 86V88L43 89V90H45L46 92L48 91L49 93H50V88L53 89V90L51 91L50 94H48V92H47V93H46L47 95L44 94L45 92H40L42 89H39L40 91L38 90V92H40V94L37 93V92H34L35 89H33V87H31L32 85H30V84H33V83H31L30 81H29L30 83H29L28 81L25 82L24 80H23V81H20L21 84H22V83H23V84L26 83V84H24V85L22 84V85H21L22 90H21V88H20V86H19L18 89H20L21 91H19L18 89H17V90H18V92H23L22 94H23V96H25L23 100L26 99L25 101H29V100H30L29 98L32 99V100H31L32 103H30V105H32V107H34L33 105H36V107H38V108H40V107L44 108V107H45L44 105H48V104H49L50 109L52 108L51 110H54L55 108L58 107V104H57V103H59L58 101H60V97H59L58 94H59V92L62 90L61 87H60V88H58V87H59V86H62V85H64L63 88L66 87L65 84H63V82H65L64 80H63V82L60 83L61 85L58 84V81H57V83L55 84ZM61 81H62V80H61ZM97 81H98V80H97ZM97 81H95V82L99 84V82H97ZM132 81H130V82H132ZM153 81H154V80H153ZM197 81H195V82L193 83V86H195V85L197 84V85L195 86L196 88H193L192 84H190V85L192 86V87H191V91H193V92H192V93H193L192 96H193V97H194V96H197V97H194V99H197V100H198V101H197V100L195 101L197 105L194 103L195 105L193 104L194 106L191 105V107L193 106V108H194V107L196 108V106H198L199 103H200V105H199L198 107L201 108V109L197 108V110L199 109L200 112H198V113H201V114L203 113V114H202V116H201V117H202L201 120H198V121H200V122H198L197 119H196V121L198 122V123H197V122H196V123H197V125H200L201 127L198 126L199 128H197V127H195V128H197V129H199V130H202V132H201V131L199 132V130H197V129L195 130V128H192V127H191V124H192L193 122L190 121V123H191V124H190L189 121H188L187 123L190 125V127H188V128L190 129V131L187 130L186 132H187V135H188V131H189V133H190L191 135L189 134L190 136H185V137H187V138L190 137V140H189L190 142H191L195 137H197V138H198V141H197V138H196V145H194V143H191L192 145L190 144V150H192V151L188 150L189 147H187V151H184V149L186 150V147L181 148V151H179V152H181V153L183 154V156H182L181 154H179V155H181V156L184 158V160L179 161V162L181 163V167H178V166L180 165V163H179V165H177V166L175 167V170H176V168H179V170L177 169L178 171L176 170V172H175L174 168L171 169L172 172L174 171L173 176H172V172L169 171L168 175L171 174V175H170V178H169L168 176H166V177H168L167 179H169L168 182H166V181H164V182H162V183L158 182V181L163 177V176L160 177L161 174H157V175H159V177H160L159 180H158V178H159L158 176H156L157 179H155V177H154L155 181L158 180V181H157V184H156V182L152 179V180L154 181V183H155V184H153V181L150 179V181H148V182H152V186H151L152 188L149 187L150 191H151V189H152V194H151L152 196L149 195V194H150V193H149V189H147V188L144 186V185H146V184L144 183L143 186L141 185V187H144V189H145V188L147 189V192H148V195L150 196V199H151V197H153V198H152L153 200H151V201H150V199H149V196H148V198H147V200H149L150 202L153 201L152 203H155L156 201H159V199H161V201H163L162 198H164V200H165V198H168V199H167L168 201L166 200L168 203H169L170 198H171L170 201H173V202H174L173 199H175V198H172V196L174 197V195H175V197H176V195H177V193H174V191H178V190H180V189H181V190L183 189L182 187L179 189V186L181 185V184H180L181 181H184L185 178L188 179V180L190 179L191 181L193 180L192 183L195 182V186H196V185L198 186V187H196V188H197L196 191L198 192L197 195L200 193V191H202V192L205 191L204 193L207 194V196L209 197V196L213 195V194H211L213 191L218 192V191H216V190H217V188H219V186H222L221 183H223V185H224V189H227V188H226V185L224 184V182H225L224 180H226V182H227V180H228V176H229V175L231 176V175H232L237 169H236V170L234 169L233 166H235V165H231V166L233 167V169H234V170H233V173L227 175V179H226V178H225L226 173H225V171H224L226 168L224 169L223 167H224V165H225V167H226V165L228 164V163H227V164H225V163L227 162L226 159H228L229 155H230V158H232V156H231L232 153H231V152H233V153L238 152V154H239L240 150L238 151V149H242V150H244V149H246V148H248V147H250V148L252 147L253 150L256 149L257 151H255V153H254V155H257L256 158L254 157L253 154H250V153L247 151V149L244 150L243 152H244V153L248 152V154H250L251 156L253 155V157L255 158V160L259 158L258 160L260 161V159H261L262 163H264V126L261 127V126L259 125L260 123H262V122H264V121H262V122L257 121V125H258L257 128H256V126H255L254 124L252 125V122L256 124V121L254 122L255 118L258 117V120H262V117H264V114H262V113H264V103L261 102L262 100H264V94H262V91H261L262 89H260V87H261L262 85H259V84H258V85L260 86L259 88H258V86H256V87L258 88V91L260 90V92L257 91L256 87H254V89L256 90V92H254V93H255L254 96H253V93H250V92H251V88H252L253 86H255L256 84H255V85H254V84H253V85L251 84V85H249V86H248V85H245V87L247 86V89H246L245 87H243V86H242V89H243V90L240 89V91H244V93L248 94V95L245 94L246 96L244 97L246 103L251 102L250 98H252V97H249V100H250L249 102H247V101H248V98H246V97L250 96L251 94H252L251 96H253V101H252L251 103H253V102L255 103V101L257 100L256 97H257L260 93L262 94V95L260 94V96H258V100H257V102L260 103L259 105H261V104H262V105H261V106H257V105H255V106L258 107V110H257L256 107H255V109H256L257 111H255L254 108L252 107V112H253V113H254V111H255V112H258V115H259V116L255 113V115H257V116L255 117L254 114H253V117H254V118H253V117L250 118L251 116H249V115H248L249 113H248V114H247L248 116L245 115V117H247L246 120L248 119V117H249V119H251V120L253 119V120H252V121L249 120V121H250L249 123H248V120H247V123H246V122H244V121H245V119H244L245 117L243 116V114H246V108H247V107L251 109V106L249 107V105H252V104L249 103V105L247 104V105H248L247 107L245 106L246 108L244 107L245 109L243 108L244 103H242V101L244 102V99L242 100L241 97L244 96V93H243V96H241L242 94L239 95V97H240V102H241V104L243 105V106H242V105L240 104L242 107H241L240 105H239V106H240L242 109L245 110V112H244L243 114L241 113L242 115L240 116V117H241V118H240L238 115H239V113H240L241 111L243 112V110H242V109L239 110V109H240L239 106H238V108H236V107H237L236 104H238V102H236L235 104L233 103V101H234V100L236 101L237 99H234L232 102H230L229 99H226V98H227L226 96L229 95L230 93L227 94L226 96L224 95V96L226 97L224 100H225L226 102H227V100H229V107H232V106H230V104H234V105H235V108L232 107V108H233V112H237V111H235L236 109H237L238 111H240V112H239V113H236V114L233 113V112H230V111H232V110H231L232 108H229V107H228V109H227V106H228V105L225 104L226 106H225V105H224V106H225V109H226V110L223 111V112H224V113H223V112H222V108H223V106H220V104L223 105L225 102H224L223 99L220 98L222 101L219 99V97H220V93L217 91L218 89L215 90V91H217L218 93H216V92L214 93V92H213V95H215V94L218 95V98L216 99V100L218 101V102L216 103V104H217V107H216V104H215V103H212L213 100L215 99L214 96L212 95L213 99H211L212 97H210V95H211L210 93L204 95V93H206V91H208V89H211V88H209L210 85L207 84L208 86H206L205 84H202L201 81H200L199 83H197ZM229 81H230V82H229ZM231 81H232V83H231ZM258 81H259V82H258ZM260 81H261V82H260ZM3 82L1 81V83H3ZM11 82H12V83H11ZM27 82H28V83H27ZM59 82H60V81H59ZM105 82H106L107 84H105ZM144 82L146 83V85L144 84ZM170 82H171L172 85L174 84L173 86H175V88L173 87V88H174L173 90L171 89V86H172V85L170 86ZM248 82H247V83H248ZM10 83H11V86H10ZM13 83H14V85H13ZM50 83H51V82H50ZM53 83H54L55 85H53ZM132 83H133V82H132ZM163 83H164V84H163ZM195 83H196V84H195ZM203 83H204V82H203ZM224 83H223V84H224ZM250 83H249V84H250ZM28 84H29L30 86H29ZM57 84H58L59 86H57ZM150 84H151V86H150ZM161 84H163V86H161ZM194 84H195V85H194ZM198 84H199V85H198ZM200 84H202L201 86H204V85H205L204 88L206 89V91H205V89L203 90V88L200 86ZM215 84H216V85H215ZM262 84H264V83H262ZM52 85H53V86H52ZM142 85H141V87H142ZM33 86H34V84H33ZM107 86H108V87H107ZM146 86H147V87H146ZM148 86H149V87H148ZM168 86H169V87H168ZM177 86H178V87H177ZM217 86H216V87H217ZM251 86H252V87H251ZM16 87H14L13 90H14ZM105 87H106V88H105ZM161 87H162V88H161ZM210 87H211V86H210ZM248 87H250L249 90H248ZM34 88H36V87L34 86ZM100 88H101V89H100ZM117 88H118V87H116V89H117ZM150 88H151V89H150ZM165 88H166V89H165ZM167 88H168V89H167ZM169 88H170V89H169ZM177 88H178V89H177ZM234 88H235V86H233V88H231V90H234ZM262 88H264V87H262ZM64 89H65V88H64ZM64 89H63V90H64ZM103 89H104V90H103ZM106 89H107V90H106ZM108 89H109V90H108ZM140 89H141V90H140ZM146 89H147V91H145ZM244 89H245V90H244ZM254 89L252 88V90H254ZM67 90H68V89H67ZM67 90H66V91H67ZM98 90H99V91H98ZM111 90H112V91H111ZM138 90H139V91H138ZM164 90H165L166 92H165ZM184 90H185V91H184ZM212 90H211V91H212ZM231 90H230V91H231ZM246 90H248V91H246ZM255 90H254V91H255ZM10 91H11V95H10V96H7V97H9V100H10V98L12 99V97L14 96V92L12 91V87H11V90H10ZM36 91H37V90H36ZM70 91H71V90H70ZM113 91H114V92H113ZM170 91H172V92H170ZM179 91H180L181 93L184 92L185 95L181 94ZM204 91H205V92H204ZM235 91H236V88H235L234 91H231V92H234V93H235ZM4 92H3V93H4ZM63 92H64V91H63ZM75 92H76V91H75ZM88 92H89V93H88ZM94 92H95V93H94ZM97 92H98L99 94H97ZM110 92H111V94H109ZM153 92H154V94H153ZM158 92H159V93H158ZM169 92H170V93H169ZM199 92H200L201 95L199 94ZM208 92H209V91H208ZM248 92H249V93H248ZM252 92H253V91H252ZM9 93H10V92H9ZM12 93H13V96H12ZM42 93H43L44 95H43ZM68 93H69V90L67 91V94H68ZM78 93H79L80 95H79ZM92 93H93V94H92ZM102 93H104V94H102ZM178 93L180 94V96H178V97L176 98V101H175L176 103H175V102H173V101H174V96H175L176 94H178ZM194 93H195V95H194ZM202 93H203V94H202ZM239 93H240V92H239ZM60 94L62 95V91H61ZM67 94H66V95H67ZM95 94L97 95L96 97H95ZM101 94H102V96H101ZM157 94H158V95H157ZM161 94H162V95H161ZM179 94H178V95H179ZM209 94H210V95H209ZM222 94H223V93H221V96H223ZM249 94H250V95H249ZM61 95H60V96H61ZM66 95L64 94L65 97H66ZM73 95H71V92H70V96H73ZM89 95H90V96H89ZM92 95H94L95 100L92 99V98H93ZM98 95H100V97H98ZM137 95H138V93H137ZM137 95H136V96H137ZM151 95H152V96H151ZM168 95H169V96H168ZM198 95H199V96H198ZM202 95H203V96H202ZM231 95H232V94H230V96H231ZM255 95H256V97H255ZM23 96H21V97H23ZM67 96H69V94H68ZM118 96H119V95H118ZM139 96H138V97H139ZM176 96H177V95H176ZM200 96H201V97H200ZM204 96H206V97H204ZM207 96H208V97H207ZM230 96H229L228 98H230ZM78 97H79V98H78ZM97 97H98V99H96ZM113 97L116 98V99H118L117 95H114V94H113ZM159 97H158V99H159ZM181 97H182V100H181ZM209 97H210V98H209ZM215 97H216V96H215ZM232 97L234 98L235 96L232 95L231 98H232ZM237 97H238V94H237ZM239 97H238V100H239ZM254 97H255L256 100H254ZM61 98H62L63 100H61L62 102L60 101L61 103H59V106H62V108H63V106H64V107L66 106V103H67V102L71 101V100H68V101H66V103H65L64 101L66 100V98H65V100H64L63 96H62ZM67 98H68V97H67ZM111 98H112V97H110V99H111ZM114 98H112L111 101H114V102H115V99H114ZM148 98H149V99H148ZM167 98H168V99H167ZM171 98H172V99H171ZM178 98H180V99H178ZM200 98H201V99H200ZM231 98H230V99H231ZM235 98H236V97H235ZM27 99H28V100H27ZM33 99H34V101H33ZM58 99H59V100H58ZM79 99H80V100H79ZM164 99H166V101H164ZM170 99H171V102H172V103H170ZM90 100H91V101L94 100V101H92L93 103H91ZM105 100H106V101H105ZM134 100H136V102H135L136 104H135V106H134L133 104H131L130 106H131L132 108H133V106H134V107L138 106L137 104H140L139 107L134 108V109H138V108H140V106L143 105L142 103L139 102L138 98H137V99L134 98ZM137 100H138V101H137ZM211 100H212V101H211ZM216 100H215V101H216ZM238 100H237V101H238ZM103 101H104V102H103ZM116 101H118V100H116ZM156 101H157V103H159L160 99H159V100L156 99ZM177 101H180V102H179L178 105L175 106V104L178 103ZM206 101H207V102H206ZM235 101H234V102H235ZM4 102L6 103V105L8 104V102H6V101H4ZM34 102H35V103H34ZM36 102H37L38 104H36ZM79 102H80V103H79ZM82 102H83V103H82ZM95 102H96V101H95ZM160 102H161V101H160ZM198 102H199V103H198ZM223 102H224V103H223ZM240 102H239V103H240ZM257 102H256V104H258ZM5 103H2V104H5ZM39 103H40L41 105H40ZM64 103H65V104H64ZM69 103H70V102H69ZM69 103H68V104H69ZM133 103H134V102H133ZM154 103H156V102H153V104H154ZM157 103H156V104H157ZM180 103H181V104H180ZM218 103H220V104H218ZM254 103H253V106H254ZM2 104H1V105H2ZM9 104H10V102H9ZM60 104H61V105H60ZM71 104L73 105V103H71ZM78 104H74V106H75V105L77 106ZM81 104H80V107H82V108L85 110V109H86V106L83 107V106H81ZM114 104H115V103H114ZM184 104H186V106H185ZM203 104H204L205 106H204ZM214 104H215V106H214ZM227 104H228V102H227ZM6 105L1 106V107L4 108ZM38 105H39V106H38ZM56 105H57V106H56ZM132 105H133V106H132ZM179 105H180V106H179ZM202 105H203V107H202ZM234 105H233V106H234ZM43 106H44V107H43ZM52 106H53V107L55 106V108H53ZM70 106H71V105H69V106H67V107L69 108ZM74 106L71 107V110H70V111H72L73 109H76V108H75L76 106H75V107H74ZM78 106H79V105H78ZM108 106H109V105H108ZM108 106H107V104H106V107H107V108H108ZM157 106H158V104H157ZM168 106H169V107H168ZM178 106L180 107V111H179V107H178ZM218 106H219V107H218ZM7 107H8V110H10V108H9L10 105H9V106L7 105ZM7 107H6V109H7ZM36 107H34V108H32V109H33V110L35 109L36 111H38V109H37ZM46 107H47V106H46ZM67 107H66V108H67ZM80 107H77V109L80 110V109H81ZM106 107H104V108L107 110ZM112 107H113V106H111V107H109V108L111 109ZM154 107H155V106H154ZM161 107H162L163 109H162ZM189 107H190V106H189ZM221 107H222V108H221ZM66 108H65V109H66ZM68 108H67V109H68ZM109 108H108V110H107L108 112L104 109V110L108 113V115H109V110H110ZM132 108H131V109H132ZM165 108H166V109H165ZM181 108H184V109L182 110ZM193 108H189V109H190V110H195V108H194V109H193ZM220 108H221V110H220ZM6 109L4 108L5 111H6ZM32 109H30V110H32ZM44 109H45V108H44ZM48 109H49V107H48ZM77 109H76V110H77ZM83 109H82V110H83ZM94 109H95V108H94ZM170 109H171V110H170ZM217 109H218V110H217ZM223 109H224V108H223ZM229 109H230V110H229ZM234 109H235V110H234ZM250 109H248V110H250ZM2 110H3V109H2ZM24 110H25V108L23 109V111H24ZM35 110H34V111H35ZM45 110H46V109H45ZM76 110H74V111H76ZM78 110H77V113L80 112V111H78ZM82 110H81V111H82ZM89 110H90V108L88 109V111H89ZM92 110H93V109H91V111H92ZM97 110H98V109H97ZM97 110L95 109L96 113H97ZM132 110H133V109H132ZM161 110H162V111H161ZM185 110H186V109H185ZM187 110H188V108H187ZM187 110H186V111H187ZM197 110H195L196 113H197ZM199 110H198V111H199ZM216 110H217V111H216ZM219 110L221 111V112H220L221 114L218 112ZM253 110H254V111H253ZM23 111L21 110V112H23ZM25 111H26V110H25ZM25 111H24V112H25ZM34 111H33V112H34ZM70 111H69V114L71 113V116H70V115H69L70 117H68V116L66 117V116H65L66 119H64V120H66V121L63 120L64 117L59 118L60 120H56V121L58 122V124L61 123V120H63L65 123H66L67 121H68V123H71L72 121H75V120H76V122H77V119H78V122L81 123V121H82L81 118H85V117H86V116H84V117H80V116H81V113H82V114H85V113H83V112L78 113L79 116H76V115L74 114V113H75L74 111H73L74 113H72V112H70ZM95 111L93 110V115H94V112H95ZM174 111H173V112H174ZM181 111H182V113H181ZM186 111H185V112H186ZM227 111L230 112V113H229L230 115H231L232 113H233V115H235V116H232V115H231L232 118H234V117L237 118V117H238V118H239V119H238L239 122H240L241 120H244V121L242 122V125L238 123V126L241 125L242 128H243V127L245 126V125L243 126V124L246 123V126H247V129H248V130L246 129V130L242 131V133H241V131H239V133H240V137L237 136V137L241 138V136L244 135L243 132H244V133H247V137H246V135H244L245 137H243V140H241V139L238 140L239 138H238V139L236 138L238 141L235 140L236 133H238V132H236V131H237V130H241L242 128H241V126H240L239 128L236 126V127H237V128H236L235 125H234V126H233V125H232V126H229L228 122H230V121H228V122L226 123V121L224 120L225 123L223 122L224 125L227 124V125H226V129H225L226 131L228 130L227 127H228V126L230 127L229 130H228V132H227L228 134H226V131H225V130H223V131L221 132V129L224 128V126H223L222 122H220V120L216 121L215 118H220L221 120L224 119V118H222V117H224L225 115H229V114L227 113ZM21 112H20V115H21V116L18 115V117H19V118H20V117H21V118H24V117H25V116H23L24 112H23V114H21ZM27 112H28V110H27ZM27 112H25V114H27ZM101 112H102V110H101ZM173 112H172V113H173ZM178 112H179V113H178ZM247 112H249V111H247ZM250 112H251V110H250ZM29 113H30V111H29ZM31 113H32V111H31ZM98 113H100V111H99ZM98 113H97L98 116H99V115L102 116V113H104V112H102L101 114H98ZM107 113H106V116H105V117H110L111 114H110V116H107ZM129 113H130V112H129ZM131 113H132V112H131ZM159 113H160V114H159ZM167 113H168L169 115H168ZM198 113H197V118H199ZM204 113H205V115H204ZM259 113H260V114H259ZM25 114H24V115H25ZM73 114L77 117V119H76L75 117L72 116ZM88 114H89L90 116L92 115V114H90V112H89ZM201 114H200V115H201ZM216 114H217V115L219 114V115H221V116H222V114H225V115L222 116V117H221V116H218V117H217ZM89 115H88V116H89ZM103 115H105V114H103ZM154 115H155V114H154ZM173 115H174V113H173ZM214 115H215V116H214ZM236 115H237V116H236ZM250 115H252V113H250ZM22 116H23V117H22ZM88 116H87V118H88ZM90 116H89V118L91 119ZM130 116H131V117H130ZM160 116H161V117H160ZM171 116H172V115H171ZM171 116H170V117H171ZM174 116H175V115H174ZM174 116H173V117H174ZM176 116H178V115H176ZM260 116H261V118H260ZM78 117H79V118H78ZM93 117H96V115L93 116ZM93 117H92V118H93ZM127 117H128L127 119H129V117L132 118V119L134 118V116H132V114H131V115L129 114V116H127ZM148 117H149V115H147V119H148ZM150 117H154V116H150ZM150 117H149V118H150ZM157 117H158V116H157ZM225 117H226V118H229L228 116H225ZM231 117H230V118H231ZM243 117H244V118H243ZM70 118H71V119H70ZM72 118H74V119H72ZM87 118H85V120L83 121L84 123H85V121H87ZM89 118H88V120H89ZM97 118H99V117H97ZM100 118H102V117H100ZM162 118H164V120H162ZM187 118H189V117H187ZM209 118H210V119H209ZM226 118H225V119H226ZM236 118H234V119H236ZM259 118H260V119H259ZM57 119H58V118H57ZM79 119H80L81 121H80ZM102 119H104V118H102ZM154 119H153V121H154ZM160 119H161V121H163V122H161ZM189 119H190V118H189ZM189 119H188V120H189ZM191 119H192V118H191ZM199 119H200V118H199ZM20 120H21V119H20ZM70 120H71V121H70ZM129 120H131V119H129ZM133 120H135V119H133ZM186 120H187V119H186ZM226 120H227V119H226ZM256 120H257V119H256ZM22 121H23V119H22ZM63 121H62V122H63ZM141 121H143V119H141L140 121H139V119H138V120H137V123H136L135 121H134V122L130 121L131 127H128V126H130V125H128L126 128H125L126 125L123 124V125H124L123 128H125V129H123V128L121 127V128L123 129V130H121V131H122V132L124 131L123 133H122V132H121V133H120V132L117 133V131L114 132V133H116V134H115V135H116V138H117V137H118V138L121 137V139H123V141H121V140L119 139V142H120V141H121V142H124V141H125L124 139H126V140L129 139V138L132 139L131 136H134V138H135V136H138V135H139V133H138L137 135H136V134H133L134 132L136 133L137 131H140V130H141L142 132H144V133H145V132H148V130L150 129L149 126H148V123H147V130H146V131H143V129L145 130V128H146V122L144 123L145 120H144L143 122H141ZM214 121H215V122H214ZM59 122H60V123H59ZM78 122H77V123H78ZM128 122H129V121H128ZM217 122L221 123L222 125H221V126H220V125L216 126L217 124H219V123H217ZM258 122H259V123H258ZM72 123H74V122H72ZM133 123H136V126H135V124H133ZM202 123H203V124H202ZM205 123H206V124H205ZM208 123H209V124H208ZM215 123H217V124H215ZM250 123H251V124H250ZM61 124H62V123H61ZM61 124H60V125H61ZM127 124H128V123H127ZM231 124H233V123H231ZM231 124H230V125H231ZM234 124H235V123H234ZM236 124H237V123H236ZM165 125H167V124H165ZM165 125H164V129L167 130V129H166L167 126H165ZM194 125H195V124H194ZM194 125H193V126H194ZM202 125H203V126H202ZM214 125H215V126H214ZM262 125H264V124H262ZM132 126H133V128H132ZM195 126H196V125H195ZM134 127H135V128H134ZM217 127H219V128H217ZM220 127H222V128L220 129ZM233 127H234V128H233ZM131 128H132V129H131ZM188 128H187V129H188ZM231 128H232V130H231ZM245 128H246V127H245ZM255 128H256V129H255ZM164 129H163V131L165 132ZM193 129H194V132H193ZM216 129H217V130H216ZM218 129H219L220 131H219ZM235 129H237V130L235 131ZM251 129H252V130H251ZM254 129H255V130H254ZM130 130H132V131H130ZM136 130H137V131H136ZM191 130H192V132H191ZM203 130H204V132H203ZM242 130H243V129H242ZM119 131H120V129H119ZM141 131H140V133H141ZM163 131H162V132H163ZM175 131H178V130H175ZM196 131L199 132V133H198L199 135L202 133V134H201L202 136H201V135H200V136H198V135H197V136H194ZM224 131H225V132H224ZM246 131H247V132H246ZM248 131H249V132H248ZM132 132H133V133H132ZM150 132H151V129H150ZM162 132H161V133H162ZM164 132H163V133H164ZM223 132H224L226 135H228V138H225L224 140L221 138L222 136H226V135H224ZM234 132H236V133H234ZM148 133H149V132H148ZM163 133H162V134H163ZM181 133H182V131H180V133H179V132L176 133V134H178V135H177L178 137H176V139H177V138H178V140L181 139V136H179V134L181 135ZM193 133H194V134H193ZM196 133H197V132H196ZM117 134H118V135L120 134V135H119L120 137L117 136ZM127 134H128V135H127ZM130 134H131V135H130ZM132 134H133V135H132ZM141 134H142V133H141ZM176 134H175V136H176ZM185 134H186V133H185ZM221 134H222V136H221ZM234 134H235V136H234ZM242 134H243V135H242ZM219 135H220V136H219ZM229 135L232 136L231 139H230ZM129 136H130V137H129ZM175 136L173 137V138H174V142H175V140H176V139H175ZM203 136H204V137H203ZM183 137H184V135L182 134V139H181V141L184 140ZM192 137H193V139L191 140ZM200 137H201V138H200ZM217 137H220L222 140L218 139ZM233 137H234V138H233ZM134 138H133V139H134ZM160 138H161V137H160ZM179 138H180V139H179ZM130 139H129V140H130ZM133 139H132L131 141H133ZM199 139H200V141H199ZM228 139L232 140L231 142L228 141V142L230 143V144L228 143V145H230V146H226V144L224 143V145H225L224 147H226V148L228 147L227 149H230V148L232 147V148L230 149L231 151H230V150H227V149L224 150V149H225L224 147H223L224 149L221 148V147L223 146V144H222L223 141H226V140H228ZM244 139H245V140H244ZM129 140H127V143L129 142ZM178 140H176V142L174 143V145H176V143H179V142H180V141L177 142ZM185 140H186V138H185ZM185 140H184V141H185ZM117 141H118V139H117ZM131 141H130V142H131ZM160 141H162V140H160ZM163 141L166 142V140H164V139H163ZM163 141H162V142H163ZM172 141H173V139H172ZM221 141H222V143H221ZM121 142H120V143H121ZM125 142H126V141H125ZM130 142H129V143H130ZM133 142H135V140H134ZM133 142H132V143H133ZM138 142H139V141H137V143H134L133 146L135 145V146L137 147V145H139V147H140V145H143V143L141 144L142 141L140 142V144H138ZM162 142H161V143H162ZM167 142H168V141H167ZM182 142H183V141H182ZM182 142H181V143H182ZM197 142H199L200 144L198 145ZM132 143H130V144H132ZM145 143H146V142H145ZM170 143H171V142H170ZM181 143H180V145L178 144V146H181V147H182L183 145H182ZM226 143H227V142H226ZM240 143H241V144H240ZM245 143H246V145H245ZM164 144H165V143H164ZM164 144L162 143V146H163ZM221 144H222V146H221ZM239 144H240V145H239ZM170 145H171V146H169V144L167 145V146L169 147L168 149H170V147L172 148V144H170ZM193 145H194V146H193ZM197 145H198V146H197ZM219 145H220V146H219ZM135 146H134V147H135ZM143 146L146 147L147 150H145L146 148H143L142 146H141V147H142V148H141L142 150H141V149L139 150V147H138V148L135 147V150L138 149V151H135V150H134L135 153H134V152H131V154H132V156L134 157V159H133V157H132V159L129 158V157H131V156H130L131 154H130L129 156L125 157V159L130 160V162L132 161V163L138 162V164L136 163V164H137L136 166H138V165H139V161H138L139 158L141 157V158H140V161H141L142 156H143V159L146 157V156L144 157V154H145L144 152H147V151L149 152V151H150V150L148 149V145L146 146V144H144ZM176 146H177V145H176ZM195 146L199 147V149L196 148ZM243 146H245V147L243 148ZM134 147H133V148H134ZM164 147H165V146H164ZM164 147H163V148H164ZM194 147H195V148H194ZM201 147H202V148H201ZM229 147H230V148H229ZM166 148H167V147H166ZM220 148H221V149H220ZM233 148H234V149H233ZM12 149H14V148H12ZM16 149H17V148H15L14 150L16 151ZM113 149H115V147L113 148L112 146H110V152H111V150L113 151ZM143 149H144V150H143ZM206 149H207V150H206ZM9 150H10V149H9ZM9 150H8V151H9ZM219 150H221V151L223 152V153L221 152L222 155H226V153L229 154V152H227V151H230V154H229V155H226L227 158H225V161H224L223 159H220V160H222V161L219 160V158H220L219 156H220V155L218 156V157H219L218 159H217V157H216V160H218V162L220 161L221 164H222V162H223V164H224V165L222 164V165H223V167H222L223 170H221L222 172H224V174L222 175L223 177L221 176V177H222V178H221V177H220V174H222V172L219 174V172H220L219 170L221 169V166H222V165H219V164H220V162H219V164H217V165H218V167H219L220 169L215 168L216 165H215L214 168L217 169V172H216V173H218V175H219V177H220V178L217 177V179H220L221 181H220V182H219V180L216 181L217 179H216V177H215V181L218 182V187H217V185H216V190H215V188L210 187V186H213V185H211V184H210V186H209V185H206V184H205L206 186H205L204 184L201 185V183H204V182H200V183H199L198 181H199L200 178H199L198 176H203L202 173H204V172H202V171H205L204 169L209 168L208 165H210V167L213 169V166H214L213 164H214V163L216 164L217 161L214 160L215 158H211L210 155H211L212 151L215 152V151H219ZM223 150H224L225 152H224ZM236 150H237V151H236ZM248 150H249L251 153L253 152V150L251 151V149H249V148H248ZM12 151H13V150H12ZM15 151L12 152V153H13L12 156H14V152H15ZM17 151H18V150H17ZM114 151H115V150H114ZM166 151H167V149L163 152V153H165V154H163L164 156L161 154V155H162V161H161V162H165L164 159L168 156L167 153H168L169 150H168L167 152H166ZM210 151H211V152H210ZM245 151H246V152H245ZM0 152H1V154L4 153V152H2V151H0ZM9 152H10V151H9ZM115 152H118V151L116 150ZM115 152H114V153H115ZM177 152H178V151H177ZM179 152H178V153H179ZM12 153H10V160L14 158V157L11 156ZM143 153H144V154H143ZM161 153H162V152H161ZM169 153H170V152H169ZM215 153H216V152H215ZM215 153H212V154H214V155H212L213 157L217 155V153H216V154H215ZM219 153H220V152H219ZM5 154H6V153H5ZM7 154H8V153H7ZM110 154L112 155V152H111ZM133 154H134V155L136 154V155L134 156ZM140 154H141L142 156H141ZM170 154H171V153H170ZM209 154H210V155H209ZM236 154H237V153H236ZM236 154H235V155H236ZM238 154H237V155H238ZM241 154H242V152H240V155H241ZM2 155H4V154H2ZM2 155H0V156H2ZM113 155H114V154H113ZM138 155H140V157H139L138 160H137L136 157H137ZM146 155L148 156V153H146ZM166 155H167V156H166ZM179 155H178V156H179ZM222 155H221V156H222ZM235 155H234L233 158H232V159H234V160L232 161V160L230 159V161H231V162H234V161H235L236 163H237V162L239 163V161L241 160L240 157H242V156H240V157L238 158L239 161H237V160H236L237 158H235ZM181 156H180L179 160H181ZM208 156H209V157H208ZM238 156H239V155H238ZM4 157H5V155L2 156V157H0V160H1V161H0V164H1V163L4 164V163H5L4 161H7V159H4V160H3ZM8 157H9V156H7V158H8ZM100 157H101V156H100ZM169 157H170V155H169ZM203 157H204V159H202ZM207 157H208V158H207ZM223 157H225V156H223ZM223 157H221V158H223ZM236 157H237V156H236ZM5 158H6V157H5ZM159 158H161V157H159ZM209 158L213 159L215 162H214L213 164H211L212 161H211V163L205 161V162H207V163H206L207 167H206L205 165H204V166H205V167H204V166H203V163L205 164L204 160H205V159H206V160L208 159V161H210ZM251 158H252V157H251ZM97 159H98V158H97ZM97 159H96V160H97ZM101 159H102V157H101ZM101 159H100V160H101ZM125 159L123 158V160H121V159H119V160H120V161H123V162H124V161L126 162ZM135 159H136L137 161H136ZM143 159H142V161H143ZM146 159H147V158H145L144 161H145ZM169 159H170V158H169ZM200 159H201V160H200ZM246 159H247V158H246ZM246 159H242V162H243V161H246ZM100 160L96 161L97 164L99 163ZM105 160H106V159L104 158V164L107 165L108 161H107V160L105 161ZM134 160H135V161H134ZM160 160H161V159H159L158 161L160 162ZM165 160H166V159H165ZM167 160H168V158H167ZM167 160H166V161H167ZM248 160H249V159H247V161H248ZM253 160H254V159H253ZM258 160H256L257 163H260L261 161L259 162ZM101 161H102V160H101ZM117 161H118V160H117ZM168 161H169V160H168ZM168 161H167V162H168ZM256 161H254V162H255V165L257 164ZM106 162H107V163H106ZM110 162H111V161H110ZM110 162H109V163H110ZM112 162H113V161H112ZM112 162H111L110 164L108 163V166H107V167H109V165L113 164ZM118 162H119V161H118ZM123 162H122V163H123ZM128 162H129V161H127V163H128ZM130 162L127 164L129 167H130L129 164H131ZM167 162H166V163H167ZM228 162H229V160H228ZM231 162H230V163H231ZM240 162H241V161H240ZM248 162H249V161H248ZM254 162H253V163H254ZM101 163H102V162H100V164H101ZM114 163H116V162H114ZM119 163H120V162H119ZM119 163H117V166H116L115 164H113L112 167L110 166V167L112 168V169H110V170H114V169H115L114 165L117 167L116 169H119V170H120V171L116 170V175L118 174L119 176H117V177H118V178L120 177V178L118 179L117 177H115V179L117 178L118 181L120 182L121 179L128 178V177H126V176H127V175H126L127 172H126V174H125V172L123 173V171H125V169L123 170V169L118 168V167H120V166H118ZM122 163L119 164V165H122V166H123ZM141 163H142V162H140V167H137V168H142L141 165H143V163H142V164H141ZM208 163H209V164H208ZM251 163H252V162H251ZM5 164H6V163H5ZM95 164H96V163H94V165H95ZM102 164H103V163H102ZM104 164H103V165H98V167H99V169L101 168V170H102V168H103V169L106 168V169H104V170L106 171V170H108L110 167H109V168H107V167H103V166H106V165H104ZM125 164H126V163H125ZM158 164L160 165V163H158V162H157L156 165H155L156 170H158L157 168H159V165H158ZM164 164H165V163L161 164V166H160V169H159V170H160L161 172H162V170L164 169L163 166H166L168 163H167L166 165H164ZM232 164H234V163H232ZM240 164H242V163H240ZM243 164H244V166H247V165H246V164H247L246 162L243 163ZM1 165H2V164H1ZM131 165H133V167L131 166V167H130L131 169H129V170H130V172H132V171L134 172V173L132 172L131 176H132L133 174L135 175V174H136L135 172H138L137 175H139V173L142 172L141 170L138 171L136 168L133 169V168L135 167L134 164H131ZM144 165H145V164H144ZM144 165H143V168H144ZM162 165H163V166H162ZM252 165H253V164L250 165V163H249V165H248V166H251V167H250L251 169H248V168H247L248 171H249V173L252 174V173L254 172V174H256L255 171H257V174H258V170H257L258 168L255 170V168H253ZM257 165H259V164H257ZM260 165H261V164H260ZM95 166H96V165H95ZM122 166H121V167H122ZM145 166L149 167L148 164L145 165ZM229 166H230V164H229ZM229 166H227V169L229 168ZM240 166H241V165H240ZM253 166H254V165H253ZM262 166H264V165H261L260 168H261L262 170H264V167H262ZM1 167H2V166H1ZM6 167H7V165H6ZM6 167H5V168H6ZM9 167H10V166H9ZM98 167L96 166L95 169H98ZM125 167H126V166H125ZM147 167H145V168H147ZM161 167H162V168H161ZM236 167L239 168V164H237ZM236 167H235V168H236ZM241 167H243V165H242ZM254 167H255V166H254ZM258 167H259V166H258ZM5 168L3 167L4 170H5ZM11 168H12V167H10V173H12ZM30 168H31V167H30ZM45 168H47V167H45ZM49 168H50V167H49ZM49 168H47V169H49ZM56 168H57V167H56ZM56 168H55V167H54V168H50V169H49V172H48V170L43 169V167H42L43 171H41V170L39 171V168H38V169L35 168V170H34L33 168H31L30 170H31V171L33 170V171H35V172H32V173H31V171H30V173H31V176H32V178H33V176H34L33 174H35L36 172L39 171L40 174H43V175H44V179H45V181H46V179H47L48 181L50 180V181H49V182H50L49 185H51V183H54V185H55V184L57 183V181H58V180H57V176L60 175V172L57 171V173H59V175H57V173L54 172V171H56V170H59V169H56ZM113 168H114V169H113ZM123 168H124V166H123ZM143 168H142V170H144ZM149 168H150V167H149ZM211 168H209L210 171L212 170ZM244 168H245V167H243V169H244ZM0 169H1V171H2V168H0ZM7 169H8V167H7ZM7 169H6V170H7ZM26 169H28V167H27ZM26 169H25V171H27ZM36 169H37V171H36ZM78 169H79V168H77L76 170H78ZM127 169H128V167H127ZM127 169H126V170H127ZM147 169H148V168H147ZM166 169H168V168L166 167L165 170H166ZM182 169H183V170H182ZM215 169H213V170H215ZM243 169H242V173H243L242 175H243V177H242L241 173H240V176H241V177L238 175L240 179H243V178H244V179L246 180V178H248V179L250 178V179L252 180V178H253V179L256 178L255 175H254V176L252 175V177H248V176H250L251 174L248 175V173L246 172L247 169H245V172H243ZM252 169H253L254 171H253ZM4 170H3V171H4ZM6 170H5V171H6ZM28 170H29V169H28ZM50 170H51V171L53 170V172L51 173ZM101 170H99V171L97 170V171H98V172H97L98 174L96 173L97 176H98L97 178H99L100 176L102 177V176L104 175V174H103L104 171L102 172ZM122 170H123V171H122ZM129 170H128V171H129ZM134 170H136V171H134ZM145 170H146V169H145ZM159 170H158V171H159ZM165 170H164V171H165ZM191 170H192V171H191ZM206 170H208V169H206ZM238 170L241 171V168H239ZM238 170H237V171H238ZM250 170H252V172H250ZM3 171H2V173H3ZM59 171H60V170H59ZM79 171H80V170H79ZM95 171H96V170H95ZM100 171H101L102 173H100ZM117 171H118V172H117ZM121 171H122V173H121ZM158 171H156V173H157ZM180 171H181V172H180ZM193 171H194V172H193ZM200 171H201V172H200ZM259 171H260V170H259ZM8 172H9V170H8ZM75 172H76V173H75ZM75 172H73L74 174H72V175H74V176H71V175H70L71 177H74V178H71V180L76 178V179H77V182L80 183V181H81L80 178L82 179V177H80L81 174H80V172H79V173H78L77 171H75ZM107 172H109V171H107ZM166 172H167V171H166ZM182 172H183V173H182ZM184 172H185V173H184ZM205 172H206V171H205ZM211 172H212V171H211ZM261 172H262V171H261ZM261 172H259L260 176H261V175H264V174H261ZM2 173H1V175H2ZM5 173H6V172H4L3 174H5ZM10 173H7V174H10ZM28 173H29V171H27V173L25 172V174L30 175V173H29V174H28ZM47 173H48V174H47ZM99 173H100V174H99ZM159 173H160V172H159ZM164 173H165V172H163V174H164ZM180 173H181V174H180ZM197 173H198V174L200 173V174H202V175H198ZM209 173H210V172H209ZM213 173H215V172H212V175H213ZM237 173H238V172H237ZM237 173L235 172V176H236ZM246 173H247V174H246ZM262 173H264V172H262ZM38 174H39V173H38ZM40 174H39V177H36V178H40V177H41ZM55 174H56V175H55ZM96 174H95V175H96ZM106 174H107V173H105L104 176H107ZM120 174H122V176H124V178H123ZM163 174H162V175H163ZM166 174H167V173H166ZM186 174H187V175H186ZM195 174H196L197 176H194ZM204 174H205V173H204ZM245 174H246L247 176H245ZM257 174H256V175H257ZM45 175H46V178H45ZM52 175L55 176L56 179H55V177H53ZM99 175H100V176H99ZM137 175H135V176H137ZM184 175H185V176H184ZM224 175H225V176H224ZM2 176H3V175H2ZM2 176H1V177H2ZM31 176H30V177L27 176V177H29V178H26V180H27V179L30 180ZM35 176H38V175H35ZM82 176H83V175H82ZM104 176H103V177H104ZM131 176H130V177H131ZM135 176L132 177V178H135ZM171 176H172V177H171ZM215 176H216V175H215ZM235 176H233V177L235 178ZM257 176H258V175H257ZM7 177H8V176H7ZM42 177H43V176H42ZM42 177H41V178H42ZM68 177H69V176H68ZM103 177H102L101 179L99 178V179H100V182H98L97 184H100V185H101V183H102L103 187H105L104 185L107 184V181L105 180L106 177H104V178H103ZM137 177H138V176H137ZM137 177H136V178H137ZM164 177H165V176H164ZM191 177H192V178H191ZM195 177H197L198 179L195 178ZM231 177H232V176H231ZM231 177H229V179H230ZM245 177H246V178H245ZM258 177H259V176H258ZM262 177H264V176H262ZM262 177H260V178H261V179H264V178H262ZM3 178H6V177L3 176ZM3 178H2V179H3ZM32 178H31V179H32ZM59 178H60V176H59ZM59 178H58V179H59ZM176 178H177V179H176ZM181 178H182V179H181ZM194 178H195L196 180H194ZM211 178H212V177H211ZM223 178H225V179L223 180ZM236 178H237V177H236ZM236 178H235L234 181H235V182H237V181L239 182L240 179L238 180V178H237V179H236ZM52 179H53L56 183H55V182H52ZM76 179H75V181H76ZM102 179H103L104 181H106V184H105V182H104ZM117 179H116V180H117ZM171 179H172V180H171ZM212 179H214V175H213V178H212ZM244 179L242 180L243 183H244V181H245ZM258 179H259V178H258ZM261 179H259V180L256 179L257 181L254 180V181H256L255 184L258 183V181H260ZM29 180H27V181H29ZM34 180H35V178H34ZM56 180H57V181H56ZM78 180H80V181H78ZM107 180H108V179H107ZM161 180H162V179H161ZM161 180H160V181H161ZM163 180H166V179L164 178ZM163 180H162V181H163ZM173 180H174V181H173ZM178 180H179V181H178ZM210 180H211V179H210ZM222 180H223V181H222ZM230 180H232V179H230ZM236 180H237V181H236ZM251 180H246L245 182H247V183H246L245 185H247V184H249V185L254 184V183H252V184H251V183H248V182H254L253 180H252V181H251ZM48 181H46V183H47ZM64 181H65L66 183H68V185H69V186H68V185H66V183H64V187H67V188H66L67 191H70V190L76 191V189H75V188H76V185H75V186L73 185V184L76 183V182H74V180H72V182H74V183H72L71 185H70V183H71L70 179H69L68 181H66V180H64ZM64 181H63V182H64ZM98 181H99V180H98ZM123 181H126V182L128 183V180H122V181H121L122 184L124 183ZM185 181H186V180H185ZM196 181H197V182H196ZM200 181H201V180H200ZM213 181H214V180H213ZM215 181H214V182H215ZM58 182H59V181H58ZM103 182H104V183H103ZM121 182H120V183H121ZM148 182H147V184H148ZM214 182H212V183L214 184ZM228 182H231V181H228ZM232 182H233V181H232ZM235 182H233V183H235ZM261 182H262V180H261ZM261 182H260V183H261ZM1 183H2V182H1ZM166 183H167V184H166ZM183 183H186V182H183ZM190 183H191V182H190ZM190 183H189V184H190ZM192 183H191V184H192ZM196 183H197V184H196ZM210 183H211V182H210ZM219 183H220L221 185H220ZM239 183H241V181H240ZM47 184H48V183H47ZM77 184H78V183H77ZM97 184H96V185H97ZM199 184H200V185H199ZM216 184H217V183H216ZM258 184H259V183H258ZM258 184L255 185V187H257ZM261 184H262V183H261ZM52 185H53V184H52ZM59 185H60V184H59ZM65 185H66V186H65ZM79 185H80V184H79ZM96 185H95V187L93 186L94 189L97 187ZM109 185H110V184H109ZM214 185H215V184H214ZM228 185H229V184H228ZM228 185H227V187H228ZM231 185H232V184H230V186H231ZM241 185H242V184H241ZM241 185H240V186H241ZM243 185H244V184H243ZM243 185H242V186H243ZM245 185H244V186H245ZM249 185H248V186H249ZM98 186H99V185H98ZM106 186L109 187L108 184H107ZM137 186H138V185H137ZM137 186H135V187H137ZM146 186H147V185H146ZM148 186H149V184H148ZM168 186H169V187H168ZM200 186H201V187H200ZM204 186H205V187H204ZM207 186H209V188H206ZM233 186H234V185H232V187H233ZM235 186H239V184L237 185V183H236ZM248 186H245V187H248ZM260 186H261V185H260ZM260 186H258V187L260 188ZM0 187L2 188V186H0ZM56 187H57V184H56V186H55L54 188H52V187L50 186V188H51L52 191H53V190L56 191V189H57ZM59 187H61V185H60ZM101 187H102V186H101ZM101 187L99 186V187H98V190H99ZM107 187H105V188H107ZM139 187H140V185H139ZM139 187L136 188V189H138V191H137V190L135 191V192H138V195H136V196H141V195H140V191L143 192L142 190H140V189H142V188L139 189ZM162 187H163V188H162ZM176 187H177V188H176ZM183 187H184V186H183ZM193 187H194V186H193ZM214 187H215V186H214ZM245 187H243V189H245ZM250 187H251L250 189L254 190V189L252 188V186H250ZM253 187H254V186H253ZM1 188H0V189H1ZM71 188H72V189H71ZM77 188L79 189L80 186L77 185ZM105 188H103V189H101V190H99V191L96 189V190L98 191L97 193L101 194L102 192H104V189H105ZM122 188H123V187H122ZM168 188H169V189H168ZM194 188H195V187H194ZM198 188L200 189V191H198V190H199ZM202 188H203V189H202ZM211 188H212V189H211ZM222 188H223V187H222ZM230 188H231V187H230ZM234 188H235V187H234ZM239 188H242V187H239ZM259 188H257V189L259 190V193H261V192L264 193V191H261ZM261 188L264 189V184H262V187H261ZM59 189H60V188H59ZM59 189H58V190H59ZM74 189H75V190H74ZM78 189H77V194H79V193H78ZM80 189H81V192H82V188H80ZM88 189H89V188H88ZM109 189H110V188H109ZM144 189H143V190H144ZM161 189H162V190H161ZM219 189H221V187H220ZM224 189H221L220 191L222 192V190H224ZM228 189H229V187H228ZM228 189H227V191L224 190L225 192H223V193H224V194H223V197H224V198L226 197V196H224L225 194H227V197H228V195L232 196V195H231V191H232V194H233V191H234V193H235V189H234V190H231V189L228 190ZM236 189H237V187H236ZM257 189H256V192L258 193ZM58 190H57V191H58ZM90 190H91V189H90ZM96 190H95V191H96ZM105 190H107V189H105ZM181 190H180V191H181ZM208 190H209V191H208ZM245 190H246V189H245ZM252 190H251V191H252ZM55 191H53V193H54ZM57 191H56L55 193H57ZM84 191H86V189H85ZM120 191H121V193H122V191H123V193L125 194L124 190L121 189ZM125 191H126V189H125ZM153 191H154V192H153ZM162 191L165 192V193H163ZM220 191H219V192H220ZM260 191H261V192H260ZM71 192H72V191H71ZM81 192H80V193H81ZM107 192H108V194H107L106 191H105L106 194H102V196L104 195V197H106V198H103V200L105 199L104 201H107V205H109L110 201L112 202V200H113V197H110L109 195H110V194H111V196H113V195H112V193H111V190H107ZM128 192H129V190H128ZM208 192H209V193H208ZM210 192H211V193H210ZM215 192H213V193H214L213 196H215V195H217V197L222 196V193H221V192H220L221 194L219 193V194H220L219 196H218V194L215 193ZM229 192H230V193H229ZM254 192H255V190L252 191L251 194H249V195L247 194V195H248V196L252 195V198H254V197H255V196L253 197V195L255 194ZM49 193H50V192L48 191V194H49ZM51 193H52V192H51ZM53 193H52V194H49V195H50V197L52 196V198L56 200V199H57V198H56L57 196L55 195V193H54V194H53ZM83 193H84V192H83ZM83 193H82L81 196H83ZM85 193H86V192H85ZM87 193H88V192H87ZM93 193L96 194V192H94V191H93ZM171 193H172V194H171ZM178 193H179V192H178ZM247 193H250V192L247 191ZM253 193H254V194H253ZM48 194H47V196H49ZM58 194H59V192H58ZM58 194H57V195H58ZM89 194H92V191H90ZM99 194H96V195H99ZM126 194H127V192H126ZM135 194H136V193H135ZM141 194H142V193H141ZM156 194H158L159 197H158ZM162 194H163V195H162ZM200 194H201V193H200ZM202 194H203V193H202ZM210 194H211V195H210ZM79 195H80V194H79ZM119 195H120V194H119ZM235 195H236V193L234 194V196H235ZM247 195H246V197H247ZM55 196H56V197H55ZM92 196H93V195H92ZM99 196H100V199H99V200L103 202V200L101 199L102 196H101V195H99ZM99 196H98V197H99ZM107 196H108L109 198H111L112 200H110V201L108 202V199H109V198L107 199ZM162 196H163V197H162ZM164 196H165V197H164ZM168 196H169V197H168ZM213 196H211V197H213ZM230 196H229L228 198L231 199L233 196H232V197H230ZM262 196H264V194H262L261 197H260V194H259V196H258L257 198H258V199H261ZM54 197H55V198H54ZM205 197H206V195H205ZM208 197H206V198H208ZM223 197H222V198H223ZM227 197L225 198V200L227 199ZM259 197H260V198H259ZM114 198H116V197H114ZM155 198H156V199H155ZM195 198H196V197H195ZM202 198H204V197L202 196ZM202 198L200 197V199H202ZM206 198H204V199L207 200ZM244 198H245V197H244ZM248 198H249V197H248ZM252 198H251V199H252ZM59 199H60V197H59V195H58V200H59ZM106 199H107V200H106ZM116 199H117V198H116ZM118 199H119V198H118ZM118 199H117V200H118ZM135 199H138V200H139V198H137V197H136ZM142 199H143V197H141V201H142V202H138V200H137V202H138V203H141V205H140V204H137V202H136L137 206L140 205V206H139L140 208H139V207H138V208L135 207V209L133 208V204L135 203V200L132 201L133 204H132L131 207H130L129 205H127V204L130 203V202H128L127 204H126V202H124V204H122L123 201L121 202V201L119 200V201L121 202L122 205H124V206H125V204L127 205V206H126L127 209H128L129 207L131 208V210H128L129 213H127L128 216H130V217H129L128 220L124 219L125 216H123V211H124V213L126 214V210H127V209H126V210L123 209V208H125V207H123V208L121 207V211H120V213H119L118 209H120L119 207L122 206V205H120V206L118 207L117 210H116V208H114L115 211H118V212H115V214L113 213V215H112L111 212H109L110 214L107 213L109 216L112 215V219H110L111 217H109V220H110V222L113 220L114 223H113V222H112V223H109V225H106V226L103 225L104 227L107 228L108 226H111V225L113 224V228H112V226H111L112 229H111L110 227L107 228L108 230L111 229V231H108V230L105 229V231H107V232H106V233H107L106 238L108 237V235H109V237H111V235H112L113 237H115L114 235L117 236V235L120 234V235H122V236H119V238H120V237L122 238V237L125 236V235L123 236V234H128V233H129V234H131V233L133 234L135 228H137L138 225H139L142 229H143V228H144V229L146 228L145 226H147V225H143V223H144V224L147 223V221H149L150 219L152 220V218H150V219H146V221H145V219L143 220V218L146 217V216L148 215L147 212H149V211H148V208H150V206L148 205V204H149V201H147V200L145 201V200H144V201H145V202H144ZM157 199H158V200H157ZM176 199H178V198H176ZM204 199H202L203 202L205 201ZM213 199H214V200H212V202L215 204V203H216L215 200H216L217 198L214 197ZM218 199H219V201L221 200V204H222V203H223V202H222V199H220V198H218ZM245 199H246V198H245ZM251 199H248V201H250ZM258 199H257V201H258ZM55 200H54V202H55ZM114 200H115V199H114ZM154 200H155V202H154ZM178 200H179V199H178ZM197 200H198V202H197ZM202 200H199L198 196H197L196 200L193 199V201H192L193 204H194V201L197 202V203L195 202V204H194L195 206H194L193 208H196V209H197V206H198V205L200 206V205L203 203ZM209 200H210V198L208 199V202H209ZM223 200H224V199H223ZM228 200H229V199H228ZM228 200H227L226 202L223 203L224 208L226 209V210H225V213L223 214V216H222V215H218V216H221V218H219V219H213V218H212V219H211V224H210V226L212 225V221H213V220H214V222H215L214 224L217 223V222H216L217 220L219 221V222L217 223L218 225H216L217 228H214V227H215L214 225H212V227L214 226L213 228H212V227H209V223L207 224L208 226L205 225L206 227H209V228L205 229V227H203L204 231H206V233L204 232V233L206 234V235H204V236H205V237L207 236V239H205L206 241L204 240V243L206 242V243H205L206 245H205V244H202V245H201V243H199V242L197 241V242L199 243V245H201V246H204V245H205V246L200 248V246H198V245L196 244L197 246L195 245V246H196V249H195V250H194V249H190L191 247H190V248L188 247L190 250H192V252H195V255H194V253H193V256L197 257V258L194 257V258L196 259V262H194L193 260H195V259H193V256L189 254V251H190V250L187 251L188 255H190L188 258H190V261H191V256H192V259H193L192 262H193L194 264H195V263H197V264H205V263L207 262L206 259H209V260H210V257H209L208 255H211L212 253H214V252L217 250L216 247H219V246H220L219 248H221V246L223 245V243H221V241L224 240V237L220 236V234L223 235V232H224L222 228H223V227H228V224H229L230 221L228 222L226 218H228V217L230 218V215H231V214H230V213H231L230 210L236 209V207L233 208V209L231 208V206L234 205V203H233L234 200H236V199H231L233 202L230 201V200H229V201H230V202H229ZM262 200H264V199H262ZM262 200H260V201H261L260 204L262 203ZM100 201H99V202H100ZM161 201H160V202H161ZM210 201H211V200H210ZM214 201H215V202H214ZM219 201H218V202H219ZM243 201H244V200H243ZM246 201H247V200H246ZM255 201H256V199H255ZM255 201H254V199H252V201H251L250 203L253 202V203H254V206H255V205H256V204H255ZM58 202L60 203V200H59ZM143 202H144V203H143ZM163 202H164V201H163ZM167 202H164L163 204H165V203L167 204ZM177 202H178V201H177ZM200 202H201V203H200ZM241 202H242V201H241ZM56 203H57V200H56V202L53 203V204H54L55 208H58V206L56 207V205H55ZM59 203H58V204H59ZM145 203H147V206H145V205H146ZM152 203H150V204H152ZM171 203H172V202H171ZM171 203H170V204H171ZM175 203H176V201H175ZM178 203H179V202H178ZM189 203H190V202L188 201V204H189ZM242 203H243V202H242ZM246 203L248 204L249 202H246ZM246 203H245V202L243 203V204H244L243 207H245V208H246V206H247V205L245 206ZM256 203H257V202H256ZM58 204H57V205H58ZM100 204H101V203H99V206H100ZM103 204H104V203H103ZM103 204H102L101 206H103ZM111 204H112V203H111ZM130 204H131V203H130ZM143 204H145V205H143ZM160 204H161V203H160ZM163 204H162V206H163ZM176 204H177V203H176ZM188 204H187V205H188ZM193 204H189L187 208L191 209V207H192ZM206 204H208V203L204 202V204H202V205H203L202 207H204V205H206ZM209 204H210V203H209ZM218 204H219V203H218ZM237 204H238V203H237ZM104 205H105V204H104ZM134 205H135V204H134ZM142 205H143L144 207L141 208ZM154 205H156V204H152V207H153ZM157 205H158V202H157ZM157 205H156V206H157ZM187 205H186V206H187ZM216 205H217V204H216ZM219 205H220V204H219ZM219 205H217L216 208H215V207H214V208L212 207V208L215 209V210L217 211V208H218ZM223 205H222V206L220 205V206L223 207ZM240 205H241V204H240ZM248 205H249V204H248ZM250 205H251V204H250ZM250 205H249V206H250ZM261 205H262V204H261ZM59 206H60V205H59ZM109 206H110V205H109ZM135 206H136V205H135ZM156 206H154L153 208H151V210H150V209H149V210H150V211H153L152 214H153L155 217H156V216L158 217V215H159L158 212H160L161 210H163L162 208L165 207V206L161 207L160 205H158L157 207H161L160 209H159V208L156 209V208H155ZM186 206H185V207H186ZM199 206H198V209H199V208L202 209V208L199 207ZM210 206H211V205H210ZM212 206H213V204H212ZM214 206H215V205H214ZM234 206H236V201H235V205H234ZM234 206H233V207H234ZM251 206H252V205H251ZM251 206H250V208H251ZM256 206H258V204H257ZM256 206H255V207H256ZM145 207H148L147 210H146ZM185 207H184V208H185ZM221 207H219V209H220ZM252 207H253V206H252ZM262 207H264V206H262ZM143 208H145V209H143ZM165 208H166V207H165ZM165 208H164V209H165ZM187 208H185V209H187ZM229 208H230V209H229ZM238 208L241 209V206L238 207ZM247 208H249V207L247 206ZM253 208H254V207H253ZM253 208L250 209V210H251V213H255V212H253V211H255V210H252ZM257 208H258V207H257ZM259 208H260V209H259ZM259 208H258V211H261L262 209H264V208L261 209V207H259ZM189 209H187V210H189ZM240 209H239V210H240ZM255 209H256V208H255ZM134 210H135L136 212H134ZM143 210L145 211V213H144ZM165 210H166V209H165ZM220 210H221V209H220ZM222 210H224V209H222ZM222 210H221V211H222ZM242 210H244V208H243ZM242 210H240V211H242ZM248 210H249V209H248ZM248 210L246 209V211H248ZM256 210H257V209H256ZM111 211H113V209H111ZM189 211H190V210H189ZM189 211H188V212H189ZM193 211H194V210H193ZM216 211H215V212H216ZM240 211H239V212H240ZM113 212H114V211H113ZM121 212H122V213H121ZM132 212H133V213H132ZM142 212H143V213H142ZM164 212H165V211L163 210L162 213H164ZM188 212H187V213H188ZM219 212H220V211H219ZM233 212H235V210H233ZM243 212H244V211H243ZM243 212L240 213V214L242 215V218H241V219H243ZM118 213H119V214H118ZM130 213H131V215H130ZM150 213H151V212H149V215H150ZM155 213H156V215H155ZM160 213H161V212H160ZM162 213H161V214H162ZM249 213H250V211H249L248 213L244 212V215H245V214H246V215L248 214V217H247V218H250L249 216H251V214L249 215ZM259 213H260V212H259ZM259 213H258V214H259ZM262 213H264V212H262ZM262 213H260V215H261ZM107 214H106V215H107ZM117 214H118V215H117ZM121 214H122V216H123L124 218H123L122 216H120ZM125 214H124V215H125ZM140 214H141L142 216H140ZM210 214L212 215V213H210ZM216 214H217V212H216ZM220 214H221V213H220ZM232 214H234V213H232ZM240 214H239V215H240ZM256 214H257V213H256ZM258 214H257V216H258V218H259V215H258ZM114 215H115V216H114ZM149 215H148L147 217H150ZM213 215H215L214 212H213ZM213 215H212V216H213ZM228 215H229V216H228ZM241 215H240V216H241ZM252 215H253V214H252ZM0 216H1V215H0ZM118 216H119V217H118ZM126 216H127V215H126ZM154 216H153V217H154ZM204 216H205V215H204ZM218 216H216V217H218ZM227 216H228V217H227ZM231 216H232V215H231ZM253 216L255 217V214H254ZM120 217H121V219H120ZM155 217H154V218H155ZM183 217H184V216H181V217H180V218L182 219V222H183V223H182V222H181V223H182V225L184 224V226L186 225L185 227L189 230L188 232H185L186 229H185V227H183V228H184V233H185L186 235H187V233H188V235H187L188 238H187L186 236H184V235H185L184 233H182V234H184L183 237H185V240L187 241V239H188V240L191 239V234H193V232H195L194 230H195L196 228L193 229V226L196 225V221H195V223H194L193 220H191V219H193V218L190 217L191 219H189V220H191V222L194 223V225H193V224L188 220L189 216L186 217L189 223L186 222L185 220H183ZM200 217L202 218L203 216H200ZM200 217H199V218H200ZM206 217H207V218H206ZM206 217H204V218L208 219V216H207V215H206ZM216 217H215V218H216ZM244 217H246V216H244ZM262 217H264V215H262ZM130 218H131V219H130ZM133 218H134V219H133ZM154 218H153V219H154ZM176 218H178V217H176ZM180 218H178V219H180ZM184 218H185V217H184ZM186 218H185V219H186ZM224 218H225V219H224ZM229 218H228V219H229ZM247 218H246V219H247ZM116 219H117V220H116ZM122 219L124 220V222H123ZM140 219L143 220L142 224H141V223L138 224L139 222L142 221V220L140 221ZM181 219H180V220H181ZM206 219H205V220H206ZM246 219H245V220H246ZM251 219H252V217H251ZM251 219H248V220L251 221ZM129 220H130V221H129ZM173 220H174V219H173ZM199 220H200V219H199ZM199 220H198V221H199ZM201 220H202V219H201ZM201 220L198 222L199 224H200L201 222H203V221H201ZM203 220H204V219H203ZM205 220H204V222H205ZM208 220H210V219H208ZM208 220H207L206 222H208ZM253 220H254V218H253ZM253 220H252L253 224H254L255 226H256V225L259 226V223L261 222L260 219H257V218L255 217V220H258V221H259V222H256V221L254 220L257 224H255ZM115 221H116V222H115ZM126 221H127V223L125 224ZM128 221H129V222H128ZM144 221H145V222H144ZM176 221L179 222V220H176ZM176 221L174 220V223L180 225V222L178 223V222H176ZM222 221H224V222H222ZM241 221H242V220H241ZM246 221H247V220H246ZM1 222H2V221H1V218H0V235H1V236H0V237H1L0 240L2 241V239H4V237L7 235V233H6L5 228L3 227V226H5V225L2 224ZM137 222H138V223H137ZM171 222H172V221H171ZM184 222H185V223H184ZM204 222L202 223L203 225L206 224V222H205V223H204ZM209 222H210V221H209ZM252 222H251V223H252ZM122 223H123V224H122ZM172 223H173V222H172ZM174 223H173V226H174ZM243 223H245V222H243ZM243 223H242V224H243ZM251 223H250V222H247L246 224L249 225V224H251ZM114 224H115V227H114ZM117 224H118V225H117ZM136 224H137V225H136ZM190 224H191V225H190ZM202 224H201V226H202ZM239 224H241L240 221H239ZM239 224L237 223L238 226H239ZM242 224H241V225H242ZM246 224H245V226H244V227H245V230H244V231H247L248 227H251V231L254 230V229H257V228H258V227H257V228L254 227V225L252 224L253 227H254V229H252L253 227H252L251 225H250V226H246ZM260 224H264V223L261 222ZM2 225H3V226H2ZM142 225H143V227H142ZM192 225H193V226H192ZM226 225H227V226H226ZM99 226H101V224L98 225V227H99ZM117 226H119V227H117ZM134 226H135V227H134ZM169 226H170V224H169ZM191 226H192V227H191ZM230 226H231V223H230L229 227L226 228V229L228 230V229L230 228ZM104 227H101L100 229H103ZM171 227H172V224H171ZM181 227H182V226H181ZM181 227H180V229H179V226H177V227L175 226V227H173V228H176V229H178V230H181ZM240 227L243 228V225L240 226ZM240 227H238V228H240ZM246 227H247V229H246ZM259 227H260V226H259ZM261 227H264V226H261ZM129 228L131 229L130 232H128ZM133 228H134V229H133ZM138 228H139V227H138ZM147 228H148V227H147ZM183 228H182V229H183ZM189 228H190V229H189ZM201 228H202V227H201ZM218 228H219V229H218ZM231 228H232V227H231ZM235 228H237V226H235ZM235 228H234V229H235ZM238 228H237V229H238ZM242 228H240V230L243 232V229H244V228H243V229H242ZM3 229H4V230H3ZM113 229H114V230H113ZM132 229H133V232H132ZM144 229L141 230V229L139 228V230L136 229V230H138V231H137V232L135 231V232L138 233V234L140 233V230L143 231V232H144V231L146 232V230H144ZM167 229H170V230H171L172 228H167ZM210 229H212V230H210ZM217 229H218V230H217ZM249 229H250V228H249ZM249 229H248V230H249ZM262 229H264V228H262ZM190 230H192V233H189V232H191ZM207 230H208V231H207ZM221 230H222V233H221ZM224 230H225V229H224ZM238 230H239V229H238ZM238 230H237V231L235 230V231L237 232V234H239V233H238ZM258 230H259V232L262 231V230L260 231V229H258ZM258 230H257V231L255 230L256 232L254 231L253 233H257ZM121 231H122V232H121ZM162 231H163V235H164V230H162ZM166 231H168V230H166ZM201 231H202V229H201ZM211 231H212L213 233H212ZM214 231H215V232H214ZM225 231H226V230H225ZM251 231H249V232H251ZM109 232H110L111 234H108ZM127 232H128V233H127ZM135 232H134V233H135ZM143 232H142V233H143ZM145 232H144V233H145ZM180 232H181V231H180ZM249 232H247L248 235H249ZM259 232H258V233H259ZM5 233H6V234H5ZM112 233H113V234H112ZM136 233H135V235H136ZM142 233H140V234L142 235ZM144 233H143V234H144ZM166 233H167V232H166ZM166 233H165V234H166ZM168 233H169V232H168ZM168 233L166 234V235H167V236H166L167 239H166L165 236H163V238H164L163 240L165 241V239H166L167 243H166V241H165L166 244L163 243V244H164V245H163V244H161V242H160L159 246H158V245H156V246L154 245L155 247H154V246L152 247V245H150V244H154L156 240H154V242L152 243V242H151L152 239L150 238V240H148V241H149L148 243H146L147 241L144 243L145 239H144V241H143V238H142L141 236L138 235V236H139L138 238L135 236V237H136V238H135L136 240H137V239H140V237H141V240L143 241L142 245L144 246V245L146 244V247L144 246L145 248H143V246H139V245L141 244L142 241H141V242H140V241H136V242H138L136 245H137L138 247L141 248L140 251H139V248H138V251L140 252V253H138V256H139L140 258L142 257L143 259L141 260V259H139V257H138L137 259H134V260H135V261L137 260V262H143L144 264H152L153 262L155 263L157 260H158V261H157L155 264H157V263L160 264L161 262H162V264H164V263H166V262H167L166 264H168V262H170L171 259H170L169 261H166L165 258H166L168 255H170V254H172V255H173V253L175 254V252H176V251H175L176 249H174L172 252H171L170 250L167 251V250H168V249H167V248H168L167 246L173 244L172 241H170L171 243L168 242V238H169V240H171V239H170V235H169ZM204 233H203V234H204ZM211 233H212V234H211ZM214 233H215V235H214ZM243 233H244V232H243ZM253 233L251 232V235H252ZM258 233H257V234H258ZM129 234H128V238L130 239V237H131V240L135 241V239L132 238V237H134V235L131 236V235H132V234H131L130 237H129ZM195 234H196V233H194V235H195ZM235 234H236V233H235ZM241 234H242V233H241ZM247 234H246V233H245V235L243 234L244 237H245ZM257 234H253V235H256V236H257ZM260 234H261V233H260ZM158 235H159V234H158ZM161 235H162V233H161ZM189 235H190V238H189ZM194 235H192V238H193ZM217 235H218V237H217V240H216V236H217ZM253 235H252L251 237H254ZM261 235H264V234H261ZM142 236H143V235H142ZM168 236H169V237H168ZM195 236H196V235H195ZM201 236H202V235H201ZM223 236H224V235H223ZM238 236H242V235L239 234ZM113 237H112V238H113ZM155 237H156V236H155ZM155 237H154V238H155ZM157 237H159V236H157ZM161 237H162V236H160L159 238H161ZM220 237H222L223 240H221L222 238H220ZM230 237H231V236H230ZM233 237H234V235H233ZM236 237H237V236H236ZM236 237H235V238H236ZM112 238H110V239L112 240ZM121 238H120V240L124 242L125 239L123 238V239H124V240H123V239H121ZM126 238H127V237H126ZM128 238H127V239H128ZM201 238H203V236H202ZM231 238H232V237H231ZM231 238H230V240H231ZM235 238H233V239L235 240V242H237V241H236L237 239H235ZM237 238H239V239L241 240V239L243 238V236H242V237H237ZM113 239H114V238H113ZM115 239H116L115 242H113V241L110 242V241H109L110 243H109L108 245L113 244V243H114V244H116V243L121 244V243H120L121 241H118V240H117V239H118V236H117V238L115 237ZM127 239H126V240H127ZM129 239L127 240L128 242H127L126 240H125V241L127 242L126 245H128V243H129V244L131 243V246L133 245V246H132V247H133L132 249L129 248V251L132 250V252H130V253H134L133 250L135 251V253L138 252V251L136 250L137 248H136V246H135V242H133V241L129 242ZM155 239H156V238H155ZM203 239H204V238H203ZM233 239H232V240H233ZM239 239H238V241H239ZM258 239L262 241V240H264V236H260V237L257 236V240H258ZM107 240H108V239H107ZM146 240H147V239H146ZM161 240H162V238H161ZM172 240H174V239H172ZM242 240L244 241V238H243ZM242 240H241V241H242ZM159 241H160V240H158V238H157V243H158ZM176 241H177V240H175L174 242H176ZM190 241H191V244H192L193 242H196V241H194V240H192V239H191ZM190 241H189V242H190ZM192 241H193V242H192ZM201 241H202V239H200V242H201ZM212 241H213V242H212ZM255 241H256V240H255ZM261 241H259V243H261V247H262V242H261ZM126 242H124V244H121L122 247H120V245L117 244L118 247H119V249L121 248L120 250L125 249V247H126L125 243H126ZM150 242H151V243H150ZM162 242H163V241H162ZM177 242H178V241H177ZM189 242L187 243V245L189 244ZM202 242H203V241H202ZM217 242H218V243H217ZM223 242H224V241H223ZM239 242H240V241H239ZM106 243H108V241H107ZM133 243H134V244H133ZM149 243H150V244H149ZM220 243H221V245H220ZM233 243H234V241H233ZM256 243H258V242H256ZM114 244H113V245H114ZM138 244H139V245H138ZM147 244L150 246L149 249H150V248H151V249H150V250H149V249L146 250V252H147V251H148V252L145 253V250H143V249H147V248H148V247H147ZM168 244H169V245H168ZM174 244H175V245H174V246H175L174 248H177L176 246H179L178 243H177V244L174 243ZM217 244H218L219 246H218ZM235 244H236V243H235ZM238 244L241 245L240 243H238ZM113 245H112V246H113ZM224 245H225V244H224ZM104 246H105V245H104ZM112 246L110 245L109 248H112V249L114 248V249H116V248H115L116 246H115V247H114V246L112 247ZM129 246H130V245H129ZM131 246H130V247H131ZM163 246H164V247H163ZM190 246H191V245H190ZM195 246L193 245L192 248H194ZM215 246H216V247H215ZM118 247H117V248H118ZM123 247H124V248H123ZM127 247H128V246H127ZM158 247H160V248H158ZM166 247H167V248H166ZM171 247H172V246H171ZM258 247H260V244H259ZM103 248H104V247H103ZM107 248H108V247H107ZM134 248H136V249H134ZM154 248H156V249H154ZM172 248H173V247H172ZM185 248H187V246H186ZM185 248H184V250H185ZM188 248H187V250H188ZM214 248H215V249H214ZM104 249H105V248H104ZM104 249H103V250H104ZM166 249H167V250H166ZM169 249H170V248H169ZM178 249H179V248H178ZM180 249H181V248H180ZM210 249H211V250H210ZM221 249H223V247H222ZM221 249H220V250H221ZM258 249H259V248H258ZM2 250H3V248H2V246L0 245V251H1L0 256H3V255H2V254H3ZM109 250H111V249H109ZM109 250L107 249V254H106V256H108V251H109ZM156 250H158V251H156ZM220 250H217L215 253L219 252ZM226 250H227V253H228V249H225V247H224V250L220 251V253H222L223 251L226 253ZM245 250H246V249H245ZM250 250H251V249H250ZM250 250H249V251H250ZM125 251H126V249H125ZM125 251H124V253H126V254H125V256H126L127 253H129V252H125ZM127 251H128V250H127ZM143 251H144V252H143ZM155 251H156V252H155ZM160 251H161V252H160ZM162 251H163V252H162ZM164 251H167V252L165 253ZM196 251H197V253H196ZM249 251H246L247 254H244V255H246V259H247L248 257L251 256ZM259 251H260V252H259L260 254L257 253V254H258V258L262 257L261 255H264V252H262V251H264V247H262L261 250L259 249ZM105 252H106V250H105ZM109 252H110V251H109ZM111 252H112V251H111ZM122 252H123V251H120V254H122ZM141 252H143V253H145V254L143 255V254H141ZM168 252H171V253L168 254ZM184 252L186 253V250H185ZM190 252H191V251H190ZM203 252H204V253H203ZM224 252H223V255H224ZM248 252H249V253H248ZM257 252H258V251H257ZM101 253H102V251H101ZM124 253H123V254H124ZM161 253H162V254H161ZM187 253H186V254H187ZM210 253H211V254H210ZM215 253H214V254H215ZM220 253H218V254H220ZM244 253H245V252H244ZM255 253H256V250H255ZM109 254H111V253H109ZM123 254H122V255H123ZM139 254H141V256H140ZM157 254H159V255H157ZM186 254H184V255H186ZM230 254H231V253L229 252V255H230ZM248 254H249V256L247 257ZM257 254H256V256H257ZM122 255H119L118 257H120V256L122 257ZM130 255H131V254H130ZM133 255H134V254L131 255V258H132ZM151 255H152V256H151ZM153 255H154V256H153ZM160 255H161V256H160ZM188 255H187V256H188ZM221 255H222V254H221ZM113 256H114V255H112V256L109 255L108 257L113 258ZM125 256H123V257L119 260V262H121V261L123 260V261L121 262V263H123V262L126 261V260H131V258L128 259V258H129L128 255L126 256V257H128V258H127L126 260H124V259L126 258ZM136 256H137V254H136ZM173 256H174V255H173ZM212 256H213V254H212ZM212 256H211V258H212ZM215 256H217V254H215ZM231 256H232V258H230V259H233V260H235V262H236V258H235L236 255L234 256L235 259L233 258V255H232V254H231ZM108 257H105L106 260L108 259ZM118 257H117V258L115 257L116 259L114 258L116 261H114V260L112 261V260H111V262H113L112 264H116V263L118 264V262H117V259H119ZM134 257H135V255L133 256V258H134ZM151 257H152V258H151ZM155 257H156V258H155ZM162 257L164 258V261H165V262L163 261V258H162ZM168 257H171V256H168ZM168 257H167V258H168ZM198 257H199V258H198ZM207 257H208V258H207ZM218 257H219V256H218ZM226 257H227V256H226ZM229 257H230V256H229ZM244 257H245V256H244ZM244 257H243V259L245 260ZM133 258H132V260H133ZM157 258H159V259H157ZM171 258H173V257H171ZM185 258H186V257H185ZM213 258H214V257H213ZM0 259H1V257H0ZM4 259H5V258L2 257L1 261L5 262ZM160 259H161V260H160ZM226 259H228V258H225V260H226ZM5 260H6V259H5ZM134 260H133V261H134ZM139 260H140V261H139ZM153 260H156V261H153ZM197 260H198V261H197ZM205 260H206V261H205ZM233 260L231 261V263L233 262ZM244 260H243V261H244ZM260 260H261V259H260ZM1 261H0V262H1ZM160 261H161V262H160ZM229 261H230V260H228V262L225 261L226 264H227V263L229 264ZM245 261H246V260H245ZM245 261H244V262H245ZM261 261H264V260H261ZM108 262H110L109 259H108V261H107V264H108ZM111 262H110V263H111ZM115 262H116V263H115ZM150 262H151V263H150ZM235 262H234V263H235ZM247 262H248V264H249L250 261L247 260L245 264H247ZM124 263H125V262H124ZM124 263H123V264H124ZM143 263H142V264H143ZM210 263H211V262H210ZM223 263H224V261H223ZM1 264H3V263L1 262ZM4 264H5V263H4ZM104 264H105V263H104ZM119 264H120V263H119ZM127 264H128V263H127ZM139 264H140V263H139ZM172 264H174V262H173ZM175 264H176V263H175ZM206 264H208V262H207ZM224 264H225V263H224ZM250 264H252V261L250 262Z\"/></svg>", "mask_w": 264, "mask_h": 264}]
</instances>
